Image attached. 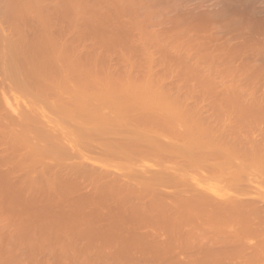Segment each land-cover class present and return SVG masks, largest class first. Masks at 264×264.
Returning a JSON list of instances; mask_svg holds the SVG:
<instances>
[{
    "label": "rangeland",
    "instance_id": "1",
    "mask_svg": "<svg viewBox=\"0 0 264 264\" xmlns=\"http://www.w3.org/2000/svg\"><path fill=\"white\" fill-rule=\"evenodd\" d=\"M43 1H46V0H43ZM47 1L45 2V4L43 3L42 6L43 7L48 6V7H46V8L41 7V8L45 9L46 12L48 11V9L49 10L51 9L50 11H48V13L44 14L45 10H41L38 6L37 7L41 11H44L43 13L40 12L41 14L39 13V15H42V14L47 15L48 14V17L49 16L53 17V15H54V17H56L55 19H54V17L53 18L52 17L47 18V19H51L50 21H52V19H53V22L57 23V25L54 23L51 24L52 22L50 23L52 25L51 28L55 27V29H53V31L50 29V27H49L50 25L48 26V24L50 22L49 20H48L49 22H47V26L41 25V24L39 25L38 23H40V22H38V21L35 22L33 19H31L32 17H28L26 15L22 16L18 20L17 19L14 20V22H13V18H12V22H11L9 14H8V8L6 6H4V4H2L0 1V23H2V26L6 32V35H7L5 50L4 51L0 50V62L3 61L4 57H6V59L9 60L11 58V54L23 42L24 43H32L33 40L30 41V39L32 38L31 35L33 32H34L33 37L45 38V36H47L46 38L48 40H52L57 46H59L63 40L60 39V37L58 36V33H61V32H63V30L67 29V32H69V33L68 34L65 33V34H66V36H68V38H66L64 40L69 39V35L73 40L70 38V40L64 41V43L65 42L66 43L68 42V44L70 43L69 46L70 47L72 46V49L74 46H76V48H75L76 50H78L79 47L81 46V44H83L80 49H82L83 47H86L87 49L84 48V52L80 58H82L84 56L85 57L88 56L87 57L88 59H84L85 58L84 57V58H82V60L79 58V56L81 54L78 56V59H77L78 61L80 60L82 63L86 62L88 64L84 63L81 66V67L84 66L83 69L77 70V68L79 66L76 67V71L74 73H75V75L77 73L79 75L77 74V76H76L77 78H75V75H73L74 73H72V75H73L72 78L74 77L73 83H75V79L78 81V78H80L81 80H82V78H88L89 80L87 81V83L90 85L87 86L88 84L86 82L85 83L87 84L86 86L89 88V90L87 89L88 92L89 93L92 92V94L94 93L93 88L96 89L95 86H97V85L91 86V84H96L97 82H99V80L101 82L103 80L105 82L108 81L107 79H105V78H107V75H108V78H110L109 83H110V81H112L111 80L112 76H113V78H112L113 80L116 77L115 79H117V80L113 84L115 85V87L118 85L119 89L122 88V87H120V84H124L126 82L125 81L123 83L124 78H126L127 81L130 80L128 78H131V82L129 81L128 85H130L132 82H134V80L136 81V85H138L140 82H141V84L142 83L144 84V85L142 84V87L140 84H139V86H137V88L141 87V90L139 88L138 89L141 91L140 93H142V94L141 95L139 94L138 89L135 91V93L138 91L137 94H139L142 98H143V96H145V98H146V99H144L145 101L139 95L135 94L133 97L132 96L133 94H131L132 91L129 93L130 95L127 96V93H126V96L123 97L124 94L122 95L121 93H119V91H118L119 89L116 88L118 91L117 92L118 94L115 93V91H114V93H115L114 95H113V93L109 94L108 90L105 91L110 96H108V94L107 95L105 94V96H102V93L97 94V90H96V94L99 95V98L97 97V95L95 97L98 98V100L96 98L94 100V98L92 96H91V98L88 97L89 104L90 105L94 104L93 105L94 107H96L98 109L100 108L102 110L101 113L103 112L104 114H107L108 116L114 115L115 117L118 118V121L121 120L123 122H126V121H124L125 118H123L126 114L123 112L125 114L124 115L122 113V110H121L120 112L123 114L122 115L119 112L118 108L119 109L122 108L124 110V108L126 107L127 111H128V109H130L129 110V112L131 113L130 116H133V117H130L129 114L127 113L129 118L134 119L136 117V114H138V113L140 114L139 116L136 117L135 120L138 121L139 119H137V118H140V120H142V121L139 120L138 122H141V124H140L141 126H143L144 124L146 125L147 122H148L147 127L149 125H152V123L149 124V121L151 120V122H152V119L155 120L156 118H158V119L163 120V122L165 121L164 119H166L167 122L165 121L164 123H162L164 128L161 129L162 126L159 128V131L163 132L162 139L165 141H169V142L171 141L173 143L178 142V145L173 147V151L176 153V155H174L173 153H172L173 155L169 154V153L173 152V151H171L168 153L169 155L166 153V155H164V154L159 155V156L153 155V157H150L152 155H149V156H146L144 158L141 156H133V157H129V158L128 157L123 158L122 156H118V155L115 156L112 154L103 153L100 150L93 149L91 147L93 145L88 146L87 143L88 144L94 143V145H96L97 143L95 144V142H90V141H96L98 143L102 142L101 140L99 141V139H98L101 136V133L97 132V130H102L106 126V124H108L110 128H114V127L116 128L118 126L117 123H115V122L107 123L106 121H103L101 119H94V118L86 120L84 122L82 120L78 121L75 119L73 120L71 118L73 120L72 121V120H70V118H65L62 115H61L62 116L61 117L60 115H58V114L55 115L54 113H52L53 114V116H52L51 113L50 114L48 113L49 109L47 108V106H44L46 101H41L37 98L34 99V97L32 98V96L30 98V95L16 89L15 85L12 83L13 91H11L9 93H12L13 95L9 94V93L8 94H9L10 102L14 105V107H16L19 111L27 112V110L29 109V106L36 105V106H32L31 108L34 109L36 107L37 110L40 111V113H42V112L45 113V116L47 114L46 117L40 118L38 120H27L26 130L31 135H33L34 137H38L39 139H41L40 144L48 145L49 151L47 153L52 154L51 156L49 154L50 158H52V156H53L54 158L63 159V160H59L60 162L64 161V162L74 163L76 165L79 163L84 164V165H88V166L94 165V166L100 167L104 170H109V171L117 172V173H127L130 175H136V176H140L143 173L151 174V173H154V171L155 172L160 171L161 169L164 170V168H165V170L172 168L173 172H176V170H177L178 174H180V176H182V180L179 179V178H181L180 176H179V178H177L178 176H176V175H175L176 177L174 176V179L177 178L176 180L179 179L182 182H184L185 184H187L188 186H192L195 184L194 187L201 188L202 189L201 192L203 194H209L208 195L209 198L211 197L210 199L206 198L207 200H211L213 197L214 200H211V202L209 201V203H211V204L210 205H208V203H206L207 205L206 204H204V205L199 204V203L193 201L192 198L189 197L190 193L185 194L183 190L181 193L183 196L181 197L179 195L181 191H178V189L173 188V186H175L174 183L176 184V180L172 179V181H170V186H171L172 182H173V184H172L173 186H171V187L168 186L169 185V183H168L166 186H168L169 188L166 186L164 188H161L160 190H162L164 192H162V193H160V195L156 196V199L151 198L150 202H152V203H149V201H148L147 207L145 209H147V210L151 209V210H149V212H152V215L155 214L156 216H159V218L161 219V222L166 221V224L168 221L170 224H171V222H172V224L177 223L178 227L181 224L182 225L186 224L187 229H189L188 227H190L189 224H190L191 218H193L195 215L200 216L201 218L207 216L206 218L210 219L211 221H213L215 218L216 220H214V221H218L217 226H218L219 231L218 230L215 231L214 234L212 231H209L210 235H209V233L207 235V234L200 232L201 234H203L206 237L201 236L204 239L201 238V240H200V235H199V237L197 236V239H196L197 241L192 240V238H191L190 241L188 239H185V240H188V242H186L183 239V241L186 242L187 244L185 243L186 245H183L184 244V242H183L181 246H183V247L186 246V247H184L186 250L184 248L182 249L181 247H179V244L181 242H179V244H178V241H175L177 243L176 244L173 241L176 245H178L177 247L182 249V250H180L178 248L175 250V248H177V247L172 245L173 244V242L171 243L172 240L171 241L168 240V237L170 236L171 233L170 234L166 233V235L164 234L168 230L171 232L172 230H175V228H176V227H174V229H173L172 226H174V225L171 226V225H169V223L167 224V226L170 228L167 230V228H168L167 227L165 229L166 231L164 230V233H163V231H161L160 235L154 236V237L151 236L154 240L150 239V237L149 238L144 237V239L148 238L151 243L148 242L149 241L148 239H147L148 241L144 240V239H143L144 241L140 240L141 238H143V237H141L142 235L141 236L139 234L134 235V236H136L135 240L136 241L138 240V243H139V240L144 242V243H142V242L139 243L140 246H142L141 244L144 245L145 243H147V245L152 244V240H153L154 244H152L153 247L151 248V252L149 251L150 249H148L150 246L147 247L145 244L147 249H146V247L142 248V247L137 245L138 243H136V242L134 243L135 240H132V239H131L132 242H131L130 246L128 243L129 240L126 241V243H128L127 246H126V243L123 244L122 241L115 242L116 240L112 241L110 239L98 240V238H97L96 239L97 241L91 240L89 242V244L88 243L86 244L84 242L82 243L80 241V243H82L83 245H85V244H86V246L90 245L89 248L92 250L91 251L92 253L91 252L87 253V251H84V254H83L82 251H78V252H75L76 253L75 255H74V252H68V253L65 252V254H62V252L64 253V251H63L64 248L62 245L60 246V242L62 241V240L60 241V239H54V242L52 239H50V240H52V241L49 240L51 242L50 245H49L48 240H46V242H44V241L38 242V240L34 241L35 239H33V241H32L30 235L28 237H30L32 244L29 243L30 242L29 239L27 240L28 237L23 238V239H26L25 242L22 239H21L22 241H20V239H17L23 234L28 235L29 231L30 232L33 231L30 229H32V228L34 229L35 226L42 224L41 221H38L39 220L38 218H34V219L30 218V220H29L28 217H30V216H28L27 213H32V214L38 213L37 215L40 217V214L42 216H44V215L49 216V214H50V216H52L51 215L52 213L55 212L54 214H56V212H60V209H61V211H63L66 207H69L67 209H69L70 212L74 211L75 213L80 212V210L83 212H87L89 209H90L89 211L91 212L92 208H95V206L92 207V204L89 205L86 202L85 203L80 202L76 205L75 204L76 201H75L74 197H77V196L75 194H72L74 196L71 195L72 197H70V198L71 199L73 198L75 201V202L71 201L72 204L69 203L70 200H69V202L65 203L66 205L64 204L65 201L64 202L61 201V203H60V200L58 202L56 201L53 204L50 202L49 203L46 202V204H43L44 202H39L40 204L41 203L43 204V205L42 204L41 205L44 207V209L38 203L37 204L36 203H30V206L28 205L29 203L28 204L25 203L27 205V206L25 205V207H24V203L20 204V205L15 204L17 206H20L22 209L24 208V210H21L20 207H17L14 205L13 206L12 205H1L0 208H1L2 213L0 212V222H1L0 224L1 225L3 224L4 227H6L8 229L3 228V225H2V227L0 225V235H1L0 238L3 236V239H4L3 241H2V238L0 239L3 243L2 244L0 241V264H176V263L181 264V262H185V261H186L185 264L186 263L190 264V262L194 263L198 259H201V260L204 259L203 260V262H204L205 259H207V257L205 258L204 252H207L206 249L211 244V243L208 244L211 241L205 240L208 236L210 237V239H212L214 237L216 239H217V237L220 239L232 237L231 234L234 232H236V233L239 232L240 229L242 230V226L245 223L254 224L252 226V229L254 230V232L252 231L251 228H250V231H251L250 233H249V231L248 232L246 231L247 232L246 235L248 233L249 234H248V236H246L247 238L244 240V242H246L247 245L255 248V250H256V247H258V250H256V251L257 252L261 251V252H259V254L260 253L261 254L259 256L257 254V252L256 253L254 252V255L255 254L256 255L255 256L253 255L254 257L253 256L249 257L250 254L251 255L253 254V249L251 248L249 250L247 249L246 251H244L239 245L237 247L233 246L232 248H234V249H232L231 247L229 248V251H231V250L232 251L230 252V255L228 257L236 260V262H238V261L241 262L242 261L241 258H243V257L239 253L241 250H243V252H245V253L242 255L244 256L246 254L245 259H243L244 260L243 264H264V241L261 242V240H264V232H262V230H261L264 227V224H261L264 222V219H262V218H264V166H263L264 165V151L262 152V150H264V145L261 143L263 145V147H261V144L259 143L260 140H261V142L264 141L262 139V138H264V136H260V134L264 135V130H263L264 129V119H263L264 118V115H263L264 112H261V110H257L255 112V113H257V115L260 112L263 114H259L256 117V115L254 114L255 110L253 112H251L253 105L249 104L251 106L250 107L251 109L248 108L249 105H247V103H248L247 101L250 100V102H252L251 101L252 97L254 98V96L256 95V94L254 95L253 93H258L256 95L257 97H255L257 99H260L259 97L264 96V84H263L264 83V64H263L264 63V0H124V1L120 0L121 2L119 0H91V1L86 0V1H88L89 5L85 4L87 2L83 3L82 0H77V2H79V3L74 2L76 0H64L65 2L63 0H62L63 2H61V0L60 1L59 0L58 1L57 0H50L53 2H50V1L47 2ZM91 2H92V4H91ZM116 2H119V3H116ZM38 3H40V2H38ZM49 3L50 4L53 3L51 5L53 7H51ZM54 3H56V5ZM59 3H61V4L59 5ZM67 3L68 4L71 3V4L68 5ZM125 3H127V4H125ZM41 4H42V2H41ZM79 4L81 5L82 8L78 7ZM83 4L85 5V7ZM129 4H130V6H129ZM19 5L21 7H25L26 4L24 1L20 0ZM44 5H46V6H44ZM70 5H71V7H70ZM65 6H66V8H65ZM126 6L128 8H126ZM63 8H65V9H63ZM73 8H75L76 10ZM86 8H87V10H86ZM56 9H58V10H56ZM66 10H68L67 12H69V13H67ZM61 11H62V13H61ZM73 11H75L74 16L80 15V17H79L80 19L77 16L76 19L71 20V18L74 17L73 13H72ZM76 11L80 14H78ZM50 12H53V13L51 14ZM49 13L51 15H49ZM58 13H59V15H58ZM75 13H77V15ZM61 14H63L64 16ZM69 14H71V15H69ZM43 15H42V17L46 18V16H43ZM202 16H204V17H202ZM42 17L40 16L39 18L41 19ZM66 17H67V19H66ZM45 18H44V20H45ZM58 18H60L61 21ZM37 20H39V19H37ZM70 21H72V22H70ZM74 22H76L75 26L78 24L77 26H79V27H77V26L75 27ZM42 24H43V22H42ZM72 26H74L75 28ZM59 27H61V28H59ZM186 27H187V29H186ZM78 28H79V30H78ZM68 29H70L71 32L73 30H75L76 32L73 31L72 32L73 34H72L70 31H68ZM253 29H254V31H252ZM188 30H190V31H188ZM36 31L40 32V33H38L39 36L38 35L35 36ZM79 31L80 32L82 31L83 33H80ZM185 31L187 32V34ZM78 32L81 34L80 38H78L79 41L77 40V36L79 37V35H80V34H78ZM74 33H75V35H74ZM76 33L78 34L77 36H76ZM83 34H85V35H83ZM40 35H42L43 37H41ZM56 35L58 37H56ZM65 37H63V38H65ZM180 37L183 38V40ZM74 39H76V40H74ZM150 40H151V43L149 42ZM161 40L162 41L164 40L166 42V44L164 42H162ZM202 40H203V42H202ZM217 40H219V41H217ZM78 42L81 44H79ZM142 42L144 44V47H143V44H141ZM159 42H161V43H159ZM162 43H163V45H162ZM195 43H197V44H195ZM223 43L224 44L227 43V44L223 46L222 45ZM240 43L242 44V48H240V46H241ZM134 44H135V46H134ZM156 44H158L157 47L152 48V47H154L153 45H156ZM164 44H165V47L167 46L168 48L165 49ZM170 44H171V46H170ZM177 44L178 45L180 44L179 45L180 49L177 48L178 47ZM96 45L98 48H96ZM208 45H210V46H208ZM159 46L162 47L163 49H161ZM172 46H174V48ZM187 47H189V49ZM228 47H229V49L231 47H233V48L236 47V49H238V51H236L237 53H235V55L236 54L237 55L236 56L234 55V57H231V59L229 57H227L228 55L226 54ZM141 48L144 50L147 49L145 51V53L147 52V54H143L144 50H142ZM158 48H159V50H157ZM223 48L224 49L227 48V49L224 50ZM75 49H73L75 53L73 51H68L70 54V57H73L72 60H75V62L73 61V63H76V61H77L76 59H74L75 55H72V54H76ZM148 49H149V51H148ZM175 49L177 50V52ZM212 49H214V50H212ZM69 50H71V48H69ZM91 50H94V51H91ZM59 51L60 52L62 51L61 45L59 46ZM82 51H83V49H82ZM82 51H81V53H82ZM208 51H210V52H208ZM32 52L33 51H31V50L28 51L29 54ZM70 52H72V53H70ZM148 52L151 54V57H148V55H150ZM85 53L88 55H86ZM95 53L96 54L99 53V54H97V56L98 55L99 56L97 57L95 55ZM101 53L104 56H102ZM177 53H179V54L177 55ZM208 53H209V55H208ZM32 54H30V55H32ZM220 54H221L222 58L220 57ZM90 55H91V57H90ZM171 55H173V57ZM152 56L156 60V62H154L155 60L152 61V62L156 63L155 65H154V63L153 64L151 63V65H150L148 62L150 60V58H151V60L153 59ZM179 56H180V58H179ZM199 56L201 57V61L198 60V59H200ZM213 56L216 57L215 61H212L213 58L215 59V57H213ZM89 57H90V59H89ZM101 57H103V58H101ZM147 57L149 60H147ZM192 57H193V59H192ZM226 57H227V59H226ZM223 58L226 60L223 61ZM83 59H84V61H83ZM101 59H103V61L104 60L105 61L104 62L102 61V63H101ZM106 59H108V60H106ZM162 59H164L165 61L163 60L161 62ZM184 59H186L185 65H183ZM90 60L91 61L95 60V61L91 62ZM151 60H150V62H151ZM181 60H183L182 61L183 63L181 62ZM189 60H191V61H189ZM207 60H208V62H207ZM44 61H45V59H44L43 54H39V62H44ZM167 61H169V62L167 63ZM110 62H112L113 64H116V65L114 66ZM178 62H180V63L178 64ZM77 63L75 65H78ZM170 63L173 65V66L171 65L172 67H170ZM189 63H191V64H189ZM222 63H225V64H222ZM96 64H98V65L96 66ZM160 64L162 67H164V66H166V67L162 68V67H160ZM162 64H164V65H162ZM176 64H178L179 66L181 64L182 65L179 67ZM192 64H193V66H192ZM243 64L246 66V68H244ZM246 64H248V66H251V69H249L250 67L247 68L248 66ZM261 64H263V65H261ZM88 65H90V66L93 65V66H91L93 68H90ZM106 65H107V67H106ZM195 65H196L197 70H194ZM215 65H218V68ZM72 66H73V64H72ZM182 66H184V67L182 68ZM212 66H213V68H212ZM112 67H113V69H112ZM197 67L199 68V70ZM203 67H204V71H202ZM226 68H227V70H226ZM231 68H232V71L229 70ZM235 68L236 69L239 68V69L235 70ZM88 69L90 72L88 71ZM183 69H185V70H183ZM213 69H216V71H214ZM80 70H81V74H82V72H84L86 75L83 74V77H82V75L80 77ZM82 70H84V71H82ZM107 70H110L112 72V74H115V75H112V74H111L112 76L109 75L110 71H107ZM125 70H127V73H125L126 72ZM184 71H186V72L188 71L187 74L185 73L186 76L183 75ZM210 71H214V74L212 75L213 72L209 73ZM197 72H199V73L203 72L204 74H199ZM205 72H206V76L209 75V77H210L209 79L207 78L209 81H214L212 79L216 78L214 82H216V84L219 85V87L217 86L218 88L216 86H214L215 83H213V85H212V82L209 84L207 82H206L207 84L206 83H200V81L203 80V78H205V76H203V75H205ZM257 72L258 73L260 72V73L258 74ZM106 73H107V75H105ZM123 73H125V74H123ZM246 73H249V74H246ZM226 74H229V76H227ZM253 74H257L258 76L253 75ZM84 75H85V77H84ZM94 75H96V77L99 79H97ZM116 75H118V76H116ZM121 75H122V77H123V75L124 76L127 75V77L126 76L123 77V80H121L122 82L120 81V79H122ZM128 75H129V77H128ZM259 75H260V77H259ZM99 76H103V77L100 78ZM241 76H242V78H240ZM254 76H255V78L258 77V80L253 79ZM229 77H231V79ZM93 78L94 79L96 78V79L92 81ZM102 78H103V80H102ZM233 78H235V79L238 78V79L236 81ZM137 79H139V80H137ZM157 79H158V81H157ZM161 79H162V81H160ZM85 80L86 79H84V81ZM204 80H206V78ZM241 80H243L245 83H243V81L241 83L240 82ZM249 80L252 81V85L248 84V83H251ZM255 80H256V82H255ZM259 80H260V82H259ZM117 81H119V83ZM218 81H220V82H218ZM234 81H236L237 83ZM247 81H248V83H247ZM161 82H162V85H161ZM77 83H78V85H79V83L81 85V82H77ZM218 83H220V84H218ZM134 84H135V82L132 83V85H134ZM153 84L158 86V88H161V86H162V88H164V89L163 90H162V88L158 89V91L156 90V93H155L154 89H152L154 87L147 88V87H149L148 85L151 86ZM203 84H206V85H203ZM234 84H236V85H234ZM253 84H254V86H253ZM100 85L102 86V85H106V84L100 83ZM112 85L110 84V87H112L110 90H116V89H114L115 87ZM136 85H135V87H136ZM208 85L211 88V90L208 89ZM230 85H231V88L234 86L236 87L238 85L236 88L239 87V89H238L239 95L242 93L245 97L242 96L243 99H241V97H239L238 93H236L234 95V92L237 89L234 92L232 91L233 92V94H232L229 91L230 87H228ZM250 85H251V87H249ZM255 85L257 87L256 88L257 90L255 89ZM90 86H91V90H90ZM226 86L228 88L227 92L224 91ZM246 86L251 90V91H249L251 95L248 94L247 92L245 93V90L246 91L249 90ZM135 87L133 88V90L136 89ZM214 87L218 89V90H216V92L214 91L215 90ZM222 87H224V88H222ZM131 88H132V86H131ZM142 88H143V90H142ZM144 88L146 89V91L144 90ZM182 88H184V89H182ZM107 89H109V88H107ZM123 89L125 90V88H122V90ZM147 89L150 91H148ZM155 89H156V87H155ZM172 89H174V90L172 91ZM241 89H244V91ZM17 90L19 92H17ZM122 90H121V92H125L124 90L123 91ZM152 90H153V93L151 92ZM232 90H233V88H232ZM253 90H256L258 92H253ZM179 91H181L182 93ZM211 91H212V93H211ZM217 91H219V92H217ZM126 92H128V90ZM164 92H166V93L163 94ZM168 92H170V93H168ZM144 93H145V95H143ZM146 93L148 95H146ZM180 93H181V95H180ZM24 94L27 95V97L23 96ZM149 94H151V96H153V97L150 98ZM188 94H189V96H188ZM230 94L233 95L234 97L231 96ZM112 95H113V97L116 96L118 99L116 97H114L112 99ZM117 95H119V96L121 95L120 96V97H122L121 101H123V102H125V99L127 97H128V100L126 99L127 100L126 103H123V102L121 103V101L119 100L120 97ZM156 95H160V96H157V98H156ZM190 95H191V97H190ZM228 95H230V96H228ZM258 95H259V97H258ZM107 96L109 99L107 98ZM130 96L132 98H129ZM224 96H227L229 98L226 97L227 98L226 99ZM101 97H102V99L105 98L106 100L100 99ZM158 97H160V98H158ZM230 97L232 98L231 102L236 104L235 106H234V104L231 106V110H229L230 107H229V109H228V107H226V106H228L226 104V102L228 99L230 102V99H231ZM246 97H248V98H246ZM233 98L234 99L237 98V100L236 99L233 100ZM129 99L132 101H130ZM161 99L164 102L162 101V103H161ZM238 99H241V101H239ZM244 99H245V101L243 102ZM33 100H35L36 102L34 103ZM117 100L119 101V103ZM215 100H217V101H215ZM30 101L32 104L30 103ZM111 101H113L115 103V106H113V104H111ZM115 101H117V102H115ZM129 101L132 103H130ZM151 101L153 103L155 102L153 106H152L153 103ZM180 101L183 103H181ZM237 101H239L240 104ZM96 102H98V105H100L102 108L100 106L97 107ZM137 102H138V104H137ZM209 102L211 105L209 104ZM241 102L244 103L243 106H246V105L248 106V107H246L247 109H243L244 107H242V108L240 107V109H239V106H242ZM108 103L113 107H111L109 105L110 108H108V105H107ZM129 103L133 104V105H129ZM140 103L141 104L145 103L146 105L148 104L147 106L144 104L146 106L145 110H149L150 112L149 111H147V112H149L150 114H152V113L154 114V115L152 114L153 116L149 114V116L152 117V119L146 121L148 119L147 117H149L148 114H146L147 112L146 113L144 112L143 114H142L143 111H141V113L140 112H138V113L134 112V110L136 111V109L140 108V106H141ZM180 103L183 105V107H181L182 105ZM117 104L119 105V107L117 106ZM125 104H127L125 107H121V105H125ZM162 104H163V106H161ZM173 105H175V107ZM136 106L138 108H136ZM127 107H128V109H127ZM134 107H135V109H134ZM166 107H168L167 110H166ZM211 107H212V109H211ZM207 108H208V111H207ZM44 109L46 112L42 111ZM189 109L191 110V112L188 111ZM199 109L200 110L202 109V111H199ZM213 109H214V111H213ZM227 109L230 113L227 111ZM232 109H233V113H232ZM193 110H194V112H193ZM137 111H139V110H137ZM181 111H182V114L184 111V113H186L187 116H186V114L181 116ZM235 111H237V112H235ZM178 112H180V113L178 114ZM195 112H197V113H195ZM245 112H246V114H245ZM249 112H251L253 114H251ZM110 113L112 115H110ZM173 113H174V115H173ZM198 113H200V114H198ZM205 113H208L209 115L208 114L205 115ZM239 113L240 114L242 113V114L240 115ZM141 114H142V116H141ZM238 114H239V116H238ZM249 114H251V115H249ZM144 115H146L147 117H145ZM197 115H199V116H197ZM252 115L254 117H251ZM128 116L127 117L125 116L126 119L128 118ZM243 116H246L245 117L246 120L248 119L247 116L249 117L247 122H243L245 120V118ZM141 117H144V119L143 118L141 119ZM176 117H178L179 119H177ZM189 117H191V118H189ZM216 117H218V118H216ZM233 117L237 118V120H235ZM129 118H128V121L130 120ZM195 118L197 119V121L195 120ZM199 118H202L203 120L199 119ZM252 118H257V120H255V119L252 120ZM62 119H64V120H62ZM65 119H66V121H65ZM180 119H182V121H179ZM205 119H207L208 121ZM233 119L235 121H233ZM194 120L196 123L194 122ZM219 120H221V122ZM231 120H232V122L230 123ZM76 121H78V122H76ZM143 121H144V123H142ZM145 121H146V123H145ZM198 121H200V123ZM79 122L83 123V125L78 126L77 123L79 124ZM186 122H188L190 124H188ZM234 122H237V124ZM251 122L252 123L255 122L253 126H251L252 125ZM193 123H194V125H192ZM201 123L204 125H202ZM215 123H216V125H214ZM220 123H222L224 126ZM74 124H76V125L74 126ZM164 124L167 126H164ZM185 124L187 127L185 126ZM242 124L244 127L242 126ZM258 124L260 127L258 126ZM175 125H177V128L174 127ZM209 125H210V127L212 126L214 132H211L212 128L207 129V128H209L208 127ZM248 125H249V127H248ZM76 126L78 127V129L76 128ZM79 127H81V129ZM185 127H186V130H184ZM216 127H217V130L215 129ZM82 128H84L83 130H85V134L82 131ZM149 128H152V126L151 127L149 126ZM165 128L168 131L165 130ZM174 128H175V130H174ZM177 129L180 130L181 132H184V134L181 137V140H179V141H176L174 139V137L172 136L174 131H178ZM74 131H75V133H74ZM77 131H78V133H77ZM71 132H72V134H71ZM82 132H83V134H82ZM89 132H90V135L88 134ZM96 132H97V134L98 133L100 134V135H98L99 137L97 135L95 138L93 137L95 135H93L91 137V133L96 134ZM164 132H166V133L168 132L167 135L165 133L166 137L164 136ZM193 132L198 134V135L197 136H196V134L194 135ZM206 132H208V133H206ZM224 132L227 134H225ZM191 133L194 135V136L192 135L193 139H191V136H190ZM77 134H79V135H77ZM81 134L84 136L86 135L85 138H88L87 135L90 138L85 139V138H83V136H81ZM199 134H201V136ZM219 134H221V135H219ZM223 134H225L226 136L225 135L223 136ZM78 136H81L80 139ZM221 136H223V137H221ZM220 137H221V139H220ZM105 138H107V137L104 136V138H102V136H101L102 140L103 139L105 140ZM231 138H232V140H231ZM233 138L238 139V140H234ZM252 138H255V139H252ZM91 139H93V140H91ZM131 139L139 140L140 138H138L137 135H134V136H132ZM249 139L255 143L250 142ZM256 139L258 140L257 143H256V141H257ZM229 140H231L232 142ZM82 141L83 142L86 141L87 143H85V142L83 143ZM248 141H249L250 147H248L249 146V144H247ZM229 142L234 143V144L233 145L230 144L227 146V144ZM252 145H254L255 147L260 146V148H263V149H260L257 147V148H255V150L256 149H259V150L253 152L254 149L251 147ZM229 146H231L230 148H232L234 151L236 149H238L239 152L236 151V153L240 154V155H233V154H236L235 152H232L233 154L230 155V152L228 150V149H230ZM88 150H89V152H88ZM251 150H252V152H251ZM258 153H259V155H258ZM250 156H251V158H250ZM260 156H262L261 157L262 160H260ZM161 157H164V159ZM48 161L50 162V160H48ZM137 179H140V177H137ZM180 182H177V184H180L179 186H181L183 184L182 182L181 183ZM182 186H181V188H179V190L182 188H185L184 187L185 185H182ZM166 192H168L169 194H165ZM174 192H176L179 196L177 194L175 195ZM170 193H173L172 196H170ZM40 195H42V194H40ZM40 195H38V196H40ZM208 196L206 195V197H208ZM42 197H47V196H45L43 194ZM185 197L187 199H185ZM179 198H181V199H179ZM182 198H184V199H182ZM237 198H238V201H240L239 203L241 205L243 202H244V204H246L245 201H247L248 203H254L253 205L252 204L250 205L247 203V206L250 205L247 208L249 209L250 212L252 211L251 213H254V215H252L250 212H248L250 215L248 214V216L244 217V218L239 217V215L232 217L231 219L228 218L230 220V223L228 220V224H225V225L223 224L224 226L219 227V225H221L220 222L223 219H219L221 221L218 220V218L221 217V215L216 216L217 214L215 213L214 208H212V207H214L212 202L221 203L220 200H222V202H223L224 199H227V200L231 199L230 200V202H231L232 199L234 201H237V200H235ZM171 199L174 201H171ZM153 200L155 202H153ZM159 201H160V203L158 204ZM178 201L182 205L179 204ZM238 201H237V203H238ZM73 202H74V204H73ZM67 203L71 204V208H70V205L69 206L67 205ZM239 203L237 205H240ZM156 204H158V205H156ZM184 204L187 207L183 206ZM227 204H228V202H227ZM255 204L257 207H255ZM44 205H46V207ZM57 205H58V207H57ZM150 205L152 207H150ZM154 205H156V206H154ZM161 205H162V207H160ZM177 205L179 207H177ZM188 205L192 209L189 208ZM5 206H7V207L5 208ZM9 206H10V208H9ZM31 206H35V207H33L34 209L31 208ZM40 206H41V208H40ZM63 206L64 207L66 206V207L64 208ZM251 206H252V208H251ZM15 207H17V210L13 211V209H15ZM36 207L38 208L39 211L36 210L37 209ZM61 207H63V208H61ZM170 207H172V208H170ZM183 207H186V208L183 209ZM18 208L21 210L20 211L21 213L19 212ZM30 208L34 211H32ZM164 208H165V210H164ZM256 208H257V210H256ZM168 209H169V211H168ZM203 209H205V210H203ZM250 209H253V210H250ZM40 210H42V213ZM161 210L164 212L162 213ZM171 210H174L175 212H171ZM206 210H207V212H205ZM254 210L257 211L258 214H256V212ZM4 211L7 212V214H5ZM11 211H13V212H11ZM22 211L24 214H22ZM165 211H168L167 212L168 215H167V213L164 214ZM8 212H10L11 215H9L10 213H8ZM14 212L18 218H16V216L13 214ZM209 212H210V214H209ZM60 213H62V212H60ZM170 213H172L173 216ZM185 213H187V214H185ZM207 213L209 215H207ZM211 213L216 214V215H213ZM25 214L27 215L26 216L27 220L24 217ZM211 215L215 216V217H212ZM45 216H44V219H46L47 222L50 221L51 225L56 226L57 221L55 223L52 221V217H48V216L45 217ZM75 216H73V217H75ZM156 216L154 218L155 220L158 218ZM188 216H190V217H188ZM196 216H195V218H196ZM21 217L23 218L21 221L25 220L24 222H21L22 224L18 223L20 221H16L17 219L18 220L21 219ZM209 217H211V218H209ZM237 217H239V218H237ZM14 218H16V219L13 221ZM76 218L77 217H75V218H73V220H71V221H73V222H71V224L73 226L70 224L71 228L80 227L77 225H80L78 223L80 222V220H81L80 218H82V217H80V218L78 217L79 219H76ZM88 218H86V219H88ZM94 218H96V217L91 218L92 221H95ZM225 218H227V217H225ZM233 218L234 219L237 218V221H235ZM36 219H37V222L32 221V220H36ZM84 219L82 218L81 223H82V221L84 223V221H85ZM91 219L89 218L88 220H86L85 223H88V221H90ZM74 220L75 221L78 220L79 222L77 221L78 223H74L75 222ZM157 220H159V219H157ZM210 220L209 221L207 220V222L210 223L211 222ZM232 220L235 222H233ZM15 221L20 225L22 232H21V230H20V232H18L19 229H16V226H14ZM26 221L27 222L28 221L33 222L32 224L30 222L32 228H31V226H29L30 225L29 223H28L29 225L27 223H25ZM226 221H227V219H226ZM2 222H4V223H2ZM6 222L7 223L9 222L10 224L8 223V225H6L7 224ZM50 222H48V223H50ZM17 223H15V225H17V227H19V225ZM23 223H25V224L23 225ZM73 223L76 225L75 227H74ZM83 223H82V226H84ZM11 224H13V225H11ZM258 224H260V226L261 225H263V226H261V228H259L260 226H258ZM25 225H28L29 229L27 226H26V228H27L26 229ZM53 226H51V227H53ZM22 227H24V228L22 229ZM87 227H89V226L87 225ZM95 227H96V225H95ZM85 228H86V224H85V227H83V229H85ZM110 228H111V226H110ZM257 228H259V229H257ZM2 229H3V232L1 231ZM10 229L13 232H14V229H16L15 231L18 230L17 232L21 235H19V237H15L17 232L14 234L13 232L10 231ZM24 229L26 231H24ZM187 229L185 227V230H187ZM255 229H257V230H255ZM6 230L8 231V233ZM183 230H184V228H183ZM143 231H145V230H143ZM169 231H168V233H169ZM256 231L257 232L260 231V232H258V234H257ZM12 233L14 234L15 239L11 238ZM197 233L199 234V231H197ZM3 234L4 235L10 234V241H9L8 235L6 236V239H5V236ZM161 234L163 236H161ZM198 234H195V236ZM24 235H23V237H25ZM260 236H262V237H260ZM77 237L73 238V241L71 240L72 245L75 244L74 240ZM158 237L162 240L159 239V241L161 242L159 244H161V245H159V244L156 245V248H157V246L159 248V249L157 248V250L158 251L163 250L162 246L164 248V245H165L166 246L165 249L168 253L164 252L165 250L161 251V253H159L160 251L157 252L156 248H154V245L157 242ZM209 237H208V239H209ZM155 238L157 240H155ZM12 239L14 240V242H12ZM92 239H95V238H92ZM198 239L200 242L198 241ZM57 240H59L60 242ZM106 240H108V241H106ZM16 241H18V242H16ZM162 241H164L166 244H167V242L170 241L169 243L171 244V246L175 247L174 248L175 254H172L174 252H172L173 250H172V247L170 246V244L168 246L171 248H169V247L167 248V245L163 244ZM179 241H182V240H179ZM204 241H206V242L208 241V243H206V242H205V244L203 243L204 244V246H203L200 243H202ZM123 242H125V241H123ZM80 243L77 242V244L79 246H83ZM107 243H110L109 244L110 246ZM132 243H133V245H132ZM197 243H199V245H197ZM54 244L55 245L58 244V247L55 246ZM71 244H70V242H67L66 245L68 247L65 244H64V247H66V249L67 248L69 249L70 246L72 247ZM206 244H208L207 247H206ZM13 246H14V248H13ZM74 246L72 248H74ZM123 246L125 248H122ZM135 246L139 251L135 248ZM159 246L161 247V249ZM199 246L201 247V249ZM59 247L63 248L62 251H61V249L59 250ZM78 247H76V248H78ZM119 247H121V249ZM202 247H204L206 251H204V248L202 249ZM235 247H236V249H235ZM239 247L241 249H239ZM79 248H81V247H79ZM82 248H84V247H82ZM140 248L143 251L140 250ZM45 249H46V251H45ZM54 249H55V251H53ZM96 249L97 250L99 249V250L97 251ZM104 249H106V250L104 251ZM110 249H112V250H110ZM118 249L122 250L121 254H117L118 252H116V250H118ZM144 249H145V251H144ZM153 249L156 250V253H154L155 255H153V252H152ZM169 249H171L172 251ZM8 250H10L11 252L10 251L8 252ZM184 250H185V252H184ZM198 250H199V252H197ZM99 251H100V254L98 253ZM146 251H149L150 255L148 252L145 254L143 253ZM170 251L172 252L171 254H169ZM114 252H116V254ZM181 252L183 254H179ZM194 252L196 254H192ZM85 253H87V254H85ZM202 253L204 255H202ZM191 255H192V257H193V255H195V256L197 255L195 257L196 260L194 259V257L192 258ZM240 256H241V258H239ZM186 257L191 258L192 260L194 259V261L192 262L191 259L189 260ZM256 257H257V259H255ZM185 258H186V260H185ZM182 260H184V261H182ZM228 261H227V264H228ZM207 262H208V264L210 263V261L208 259H207L206 263ZM223 262H224V259L220 258V257L219 258L216 257V259L214 258V260H213V264H222ZM198 263L200 264V262L197 261L196 264H198ZM206 263H202V264H206ZM210 264H212V262ZM225 264H226V262H225Z\"/></svg>",
    "mask_w": 264,
    "mask_h": 264
},
{
    "label": "bare ground",
    "instance_id": "2",
    "mask_svg": "<svg viewBox=\"0 0 264 264\" xmlns=\"http://www.w3.org/2000/svg\"><path fill=\"white\" fill-rule=\"evenodd\" d=\"M1 1V3L2 4H4V6H6L7 8H8V14H9V17H10V20H11V22H12V18H13V22H14V20H18L19 18H21L22 16H28V17H32L31 19H33L35 22H40V23H38L39 25L41 24V25H46L47 26V22H49L51 19H47V18H51L50 16L48 17V14L47 15H43V16H46V18H45V20H44V18L42 17V15H39V13L40 12H44V11H41V10H45V9H43V8H46V7H48V6H46V5H44V6H46V7H43L42 5H43V3L45 4V2L47 1H43V0H22V1H24L25 2V7H21L20 5H19V1L20 0H0ZM50 0H48L47 2H49ZM58 1V0H57ZM60 1V0H59ZM64 1V0H63ZM62 0H61V2H63ZM83 1V3L84 2H87V3H85L86 5L88 4V1H84V0H82ZM91 1V0H90ZM120 1V0H119ZM122 1H124V0H122ZM38 2H40V3H38ZM41 2H42V4H41ZM50 2H53V1H50ZM65 2V1H64ZM74 2H77V0L76 1H74ZM121 2V1H120ZM38 3V4H37ZM77 3H79V2H77ZM116 3H119V2H116ZM124 3V2H123ZM41 4V5H40ZM48 4V3H47ZM50 4V3H49ZM53 3H51L50 4V6L52 5ZM55 5H56V3H54ZM61 3H59V5H60ZM65 4V3H64ZM63 4V5H64ZM68 4V3H67ZM69 4H71V3H69ZM68 4V5H69ZM76 4V3H75ZM91 4H92V2H91ZM94 4V3H93ZM125 4H127V3H125ZM131 4V3H130ZM130 4H129V6H130ZM54 5V6H55ZM84 5V4H83ZM89 5V4H88ZM133 5V4H132ZM41 9H39L38 7ZM62 6V5H61ZM125 6V5H124ZM41 7H43V8H41ZM51 7H53V6H51ZM60 7V6H59ZM63 7V6H62ZM70 7H71V5H70ZM78 7H81V5L79 4L78 5ZM84 7H85V5H84ZM56 8V7H55ZM65 8H66V6H65ZM65 8H63V9H65ZM82 8V7H81ZM126 8H128L127 6H126ZM125 8V9H126ZM70 9V8H69ZM73 9H75V8H73ZM39 10V11H38ZM51 10V9H50ZM49 9H48V11H50ZM56 10H58V9H56ZM76 10V9H75ZM86 10H87V8H86ZM48 11L46 12V10H45V13L44 14H46V13H48ZM68 10H66V12H67ZM71 11V10H70ZM78 11V10H77ZM76 11V12H77ZM60 12V11H59ZM64 12V11H63ZM65 12V13H66ZM74 12L75 11H73L72 13H73V16H74ZM51 14L53 13V12H50ZM49 13V15H51ZM61 13H62V11H61ZM64 13V14H65ZM67 13H69V12H67ZM78 13V12H77ZM77 13H75L76 15H77ZM22 14V15H21ZM41 14V13H40ZM78 14H80V13H78ZM85 14V13H84ZM83 14V15H84ZM58 15H59V13H58ZM61 15H63V14H61ZM69 15H71V14H69ZM134 15V14H133ZM217 15V14H216ZM42 17L41 19L39 18V17ZM64 16V15H63ZM67 16V15H66ZM78 16V15H77ZM77 16H74V17H70L71 18V20L72 19H76L77 18ZM27 17V18H28ZM53 17H54V15H53ZM52 17V18H53ZM59 17V16H58ZM80 17V15L78 16V18ZM202 17H204V16H202ZM56 17H54V19H55ZM206 18V17H205ZM30 19V18H29ZM37 19H39V20H37ZM59 20H60V18H58ZM57 19V20H58ZM66 19H67V17H66ZM65 19V20H66ZM80 19V18H79ZM199 19V18H198ZM41 20V21H40ZM47 20V21H46ZM49 20V21H48ZM45 21V22H44ZM61 21V20H60ZM69 21V20H68ZM42 22H43V24H42ZM52 22V23H51ZM70 22H72V21H70ZM69 22V23H70ZM77 22V21H76ZM76 22H74V26H75V23ZM46 23V24H45ZM53 24L54 22H53V19H52V21H50L49 22V24H48V26L50 27V29L53 31V29H55V27H53V28H51L52 27V25L51 24ZM60 23V22H59ZM68 23V22H67ZM54 24H56L57 25V23H54ZM61 24V23H60ZM59 25V24H58ZM62 25V24H61ZM73 25V24H72ZM78 25V24H77ZM76 25V26H77ZM55 26V25H54ZM68 26V25H67ZM74 26H72V27H74ZM75 26V27H76ZM57 27V26H56ZM71 27V26H70ZM74 27V28H75ZM77 27H79V26H77ZM58 28V27H57ZM59 28H61V27H59ZM205 28V27H204ZM256 28V27H255ZM44 29V28H43ZM186 29H187V27H186ZM252 29V28H251ZM78 30H79V28H78ZM191 30V29H190ZM190 30H188V31H190ZM38 31V30H37ZM36 31V34H35V36L36 35H38L39 36V34L38 33H40V32H37ZM50 31V30H49ZM65 31V32H64ZM68 31H70L71 32V30L70 29H68ZM73 31H75V30H73ZM72 31V32H73ZM84 31V30H83ZM187 31V30H186ZM185 31V32H186ZM206 31V30H205ZM252 31H254V29L252 30ZM251 31V32H252ZM64 32V33H63ZM63 32H61V33H58V36L60 37V39L61 40H63L61 43H60V45H61V49H62V51L60 52L59 51V46H57L52 40H48L46 37L47 36H45V38H35V37H33L34 36V32L32 33V35H31V39H30V41L31 40H33L32 41V43H22V44H20L16 49H15V51L11 54V58L8 60V59H6V57H4V59H3V61L2 62H0L1 64H0V207H1V205H14V206H17V205H15V204H18V205H20V204H23L24 203V207H25V205L26 204H28L29 206H30V203H38L39 205H41L39 202H44L43 204H46V202H50V203H55L56 201L58 202L59 200H60V203H61V201H65L64 202V204L66 203V202H69V200H70V202L69 203H71V201H74V199H75V204L77 205L78 203H80V202H82V203H88L89 205H91L92 204V207L93 206H95V208H92V210H91V212L88 210L87 212H83V211H81L80 210V212H78V213H75L74 211L73 212H70V210L69 209H67V208H69V207H64L65 209L63 210V211H61V209H60V212H62V213H60V212H56V214H54V213H52L51 215L52 216H50V214H49V216L48 217H52V221L53 222H55L56 223V221H57V223H56V226H53V225H51V222L50 221H48V222H50V223H48L47 222V220L46 219H44V216H42L41 214H40V217L37 215L38 213H36V214H32V213H27L28 214V216H30V217H28L29 218V220H30V218L31 219H34V218H38L39 220L38 221H41L42 222V224H39V225H37V226H33L34 227V229L32 228V226H31V224L33 223V222H31V224H30V222L28 221H26L25 223H29L28 225L29 226H31V228L32 229H30V230H33V231H29V234L27 235H24L25 237H23V235H21V234H19L18 232H20V230H21V227H20V225L18 224V223H20V224H22L21 222H24V221H21L23 218L21 217V219H17L16 221H20V222H14V226H16V229H19V231L17 232V231H15L16 229H14V232L13 231H11V229H10V231L11 232H13L14 234L17 232V234H16V236L15 237H19V235H21L19 238H17V239H20V241H22V240H24V242H25V240L26 239H23V238H27L29 235H30V237H31V239H32V241H33V239H35L34 241H37L38 240V242L40 241V242H46V240H50V239H52L53 240V242H54V239H60V241L59 240H57V241H59L60 242V246L62 245L63 246V248L62 247H59V250L61 249V251H62V249H63V251H64V253L62 252V254H65V252H74V255L76 254L75 252H78V251H82L83 252V254H84V251H87V253H90L92 250L89 248V246L90 245H87L86 246V244L88 243L89 244V242L91 241V240H94V241H97L96 239L98 238V240H100V239H103V240H105V239H110V240H116L115 242H120V241H122V243L124 244V243H126V241H128V243H129V246H130V244H131V239L132 240H135L136 239V236H134V235H136V234H139L141 237H143V238H141L140 240H142V241H144V240H147L149 237H150V239H153L152 237H154V236H158V235H160V233H161V231H163V233H164V230L168 227L167 226V224L169 223V221L167 222V224H166V221L164 222V221H162L161 222V219L159 218V216H156L155 214H153L152 215V212H149V210H151V209H149V210H147V209H145L146 207H147V204H148V201H149V203H152V202H150L151 200V198H155L156 199V196H158V195H160V193H162V192H164V191H162V190H160L161 188H164L168 183H169V185L168 186H170V181H172V179H174V176L176 175V176H178L177 178H179V176H180V174H178V172H177V170H176V172H173L172 171V168L171 169H166L165 170V168H164V170H160V171H154V173H151V174H149V173H143V174H141L140 176H136V175H130V174H127V173H117V172H112V171H109V170H104V169H102V168H100V167H97V166H88V165H84V164H81V163H79V164H74V163H69V162H60L59 160H63V159H59V158H54L53 156H52V158H50V156L52 155V154H50V153H47L49 150H48V145H42V144H40V140L41 139H39L38 137H34L33 135H31L27 130H26V127H27V120H38V119H40V118H44V117H46L47 116V114H46V116H45V113H40V111H38L37 110V108L35 107L34 109L33 108H31L32 106H36V105H32V106H29V109L27 110V112H22V111H19L16 107H14V105L10 102V99H9V94H12V93H9V92H11V91H13V85H12V83L15 85V87H16V89H18V90H20V91H22V92H24V93H26V94H28V95H30V98H31V96H32V98L34 97V99L35 98H37V99H39V100H41V101H46V103H45V105L44 106H47V108L49 109V111H48V113L50 114L51 113V115L53 116V114L52 113H54L55 115L56 114H58V115H62L63 117H65V118H70V120H78V121H80V120H82L83 122L84 121H86V120H89V119H101V120H103V121H106L107 123H111V122H115V123H117L118 124V126L115 128H110L109 127V125L108 124H106V126L102 129V130H97V132H99V133H101V136H102V138H104V136H106L107 138H105V140L103 141L102 139H101V136L99 137L98 135H100L99 133L97 134V132H96V134H92L91 133V137L93 136V135H95V136H93L94 138L96 137V135L99 137H97L98 139H99V141L101 140L102 142H96V141H90V142H95V144L96 145H94V143L92 144H88L86 141H84L85 143H87V145L89 146V145H93V146H91L93 149H95V150H100L101 152H103V153H108V154H112V155H118V156H122L123 158L124 157H133V156H141V157H146V156H149V155H152V156H150V157H153V155H157V156H159V155H166V153L168 154L169 152H171V151H173V147L174 146H177L178 145V142L176 143H173V142H169V141H165V140H163L162 139V137H163V132L161 131H159V128L161 127V129H163L164 127H163V125H162V123H164L165 121H166V119H164L165 121L163 122V120H161V119H158V118H156L155 120L154 119H152V117H150L149 116V110H145L146 108V106L148 105H146L145 103V105L144 104H141V106H140V108L139 109H136V111L134 110V112H140L141 113V111H143L142 112V114L145 112H147V111H149V112H147L146 114H148V116L149 117H147L146 115H144L145 117H147L148 119L146 120V121H148V120H150V119H152V122H151V120L149 121V124L150 123H152V125H149L150 127L152 126V128H149V126L147 127V123H146V121H145V123H146V125L144 126H141L140 124H141V122H138L139 120H140V118H137V119H139L138 121H136L135 119H136V117L137 116H139L140 114L138 113V114H136V117L133 119V118H129V116L131 115V113L129 112V110L130 109H128V107H127V109H128V111L126 110V105L127 104H125V105H121V107H125L124 108V110L121 108V109H119L118 108V110H119V112L122 110V113L127 117L128 116V114H129V116H128V118L130 119L129 121H128V118L126 119V117L124 116L123 118H125V120L124 121H126V122H123V121H118V118L117 117H115L114 115V117L113 116H108L107 114H104L103 112L101 113V109L99 108H96V107H94L93 105H90L89 104V99H88V97H90L91 98V96L94 98V100H95V96L97 95V94H101L102 93V96H105V94L107 95L108 93L110 94H112L113 93V95L115 94V93H117L118 91H119V93H121L122 95H123V97H125L126 96V93H127V96L128 95H130L129 93L132 91V93L131 94H133L132 96L134 97V95L136 94V95H141L142 93H140L141 91V87H142V84H141V82L139 83L140 85H141V87H138L137 88V86H139V84L138 85H136V81L134 80V82H135V84L134 85H132V83H134V82H132L130 85H128V82L130 81L131 82V78H128V79H130V80H126V78H124V80H123V77H127V75H123V77H122V75H121V78L122 79H120V81L121 80H123V83L124 84H120V87H122V88H125V92H121V90H122V88H118V85L115 87V85L113 84V83H115V81L117 80V79H115L114 78V80L112 79L113 78V76L112 75H115V74H112V72L110 71V70H107V71H110L108 74L109 75H111L112 76V78H111V80L112 81H110V83H109V80H110V78H108V75H107V73L105 74V75H107V78H105V79H107L108 81H104L103 80V78H102V82L99 80V82H95L96 84H91V86L93 85V86H95V85H97V86H95V88L96 89H94L93 88V92L95 93H93L92 94V92L91 93H89L88 92V90H89V88L87 87V86H89L90 84H88L87 83V81L89 80L88 78H82V80L80 79V78H78V81L75 79V83H73L74 81H73V78H72V76L73 75H75V71H76V67H78L77 68V70L78 69H83L84 68V66L83 67H81L84 63H86V62H84V63H82L80 60L78 61L77 59H78V56H79V58L82 56V54H83V52H84V48H86V47H83L82 49H83V51H82V49H80L81 48V46L83 45V44H81V43H79V44H81V46L79 47V51L81 50L82 51V53H81V51L79 52L78 50H76L75 48H76V46H74L73 47V49H75V51H76V54H72V55H75V57H74V59H76L77 61H76V63L78 64V65H75L76 63H73V61L75 62V60H72L73 59V57H70V54H69V52L68 51H73L74 52V50L72 49V46L70 47L69 46V44H68V42L65 44L64 43V41H68V40H70V35H69V39H67V40H64V39H66V38H68V36H66V34L65 33H69V32H67V29L66 30H63ZM71 32V33H72ZM76 32V31H75ZM80 32V31H79ZM78 32V34H80V33H83L82 31L79 33ZM85 32V31H84ZM189 33V32H188ZM193 33V32H192ZM204 33V32H203ZM215 33V32H214ZM73 34V33H72ZM77 33H76V36L78 35ZM86 34V33H85ZM85 34H83V35H85ZM186 34H187V32H186ZM199 34V33H198ZM234 34V33H233ZM246 34V33H245ZM74 35H75V33H74ZM196 35V34H195ZM230 35V34H229ZM41 37H43L42 35H40ZM49 36V35H48ZM57 35H56V37H58ZM66 36V37H65ZM80 36H81V34L79 35V37L77 36V40L79 41V39L78 38H80ZM188 36V35H187ZM186 36V37H187ZM190 36V35H189ZM242 36V35H241ZM50 37V36H49ZM48 37V38H49ZM63 37H65V38H62ZM74 37V36H73ZM196 37V36H195ZM194 37V38H195ZM199 37V36H198ZM222 37V36H221ZM6 38H7V35H6V32H5V30H4V28H3V26H2V23H0V50H2V51H4L5 50V46H6ZM85 38V37H84ZM83 38V39H84ZM131 38V37H130ZM178 38V37H177ZM181 38V37H180ZM50 39V38H49ZM59 39V40H60ZM72 39V38H71ZM82 39V38H81ZM128 39V38H127ZM182 40H183V38H181ZM185 39V38H184ZM190 39V38H189ZM218 39V38H217ZM221 39V38H220ZM226 39V38H225ZM60 40V41H61ZM73 40V39H72ZM74 40H76V39H74ZM166 40V39H165ZM171 40V39H170ZM176 40V39H175ZM179 40V39H178ZM186 40V39H185ZM184 40V41H185ZM212 40V39H211ZM126 41V40H125ZM128 41V40H127ZM148 41V40H147ZM158 41V40H157ZM156 41V42H157ZM160 41V40H159ZM162 41V40H161ZM168 41V40H167ZM190 41V40H189ZM188 41V42H189ZM217 41H219V40H217ZM226 41V40H225ZM230 41V40H229ZM58 42V41H57ZM146 42V41H145ZM144 42V43H145ZM150 43H151V40L149 41ZM155 42V43H156ZM162 42H164L165 44H166V42L163 40ZM179 42V41H178ZM182 42V41H181ZM199 42V41H198ZM202 42H203V40H202ZM64 43V44H63ZM83 43V42H82ZM128 43V42H127ZM154 43V44H155ZM158 43V42H157ZM159 43H161V42H159ZM191 43V42H190ZM139 44V43H138ZM141 44H143V42L141 43ZM165 44H164V47H165ZM173 44V43H172ZM192 44V43H191ZM195 44H197V43H195ZM194 44V45H195ZM212 44V43H211ZM210 44V45H211ZM227 44V43H226ZM226 44H222L223 46L224 45H226ZM234 44V43H233ZM248 44V43H247ZM150 45V44H149ZM157 45L158 44H156V45H153L154 47H152V48H155V47H157ZM160 45V44H159ZM162 45H163V43H162ZM178 45V44H177ZM180 45V44H179ZM179 45H178V47L177 48H179ZM193 45V46H194ZM210 45H208V46H210ZM235 45V44H234ZM240 48H242V44L240 43ZM79 46V45H78ZM134 46H135V44H134ZM137 46V45H136ZM170 46H171V44H170ZM221 46V45H220ZM233 46V45H232ZM251 46V45H250ZM253 46V45H252ZM143 47H144V44H143ZM160 47V46H159ZM173 48H174V46H172ZM171 47V48H172ZM186 47V46H185ZM195 47V46H194ZM226 47V46H225ZM224 47V48H225ZM234 47V46H233ZM233 47H231L230 49H229V47H228V50H227V57H229L230 59H231V57H234V55H235V53H237L236 51H238V49H236V47L235 48H233ZM244 47V46H243ZM248 47V46H247ZM69 48H71V50H69ZM96 48H98L97 47V45H96ZM150 48V47H149ZM161 49H163L162 47H160ZM166 48H168L167 46L165 47V49ZM184 48V47H183ZM188 49H189V47H187ZM222 48V47H221ZM223 48V49H224ZM87 49V48H86ZM95 49V48H94ZM142 49V48H141ZM180 49V48H179ZM186 49V48H185ZM222 49V50H223ZM227 49V48H226ZM226 49H224V50H226ZM33 51L32 53H30V54H32V55H30L29 53H28V51ZM142 50H144V49H142ZM141 50V51H142ZM147 50V49H146ZM146 50H144V53L143 54H147V52L145 53V51ZM157 50H159V48L157 49ZM176 50V49H175ZM205 50V49H204ZM212 50H214V49H212ZM218 50V49H217ZM242 50V49H241ZM78 51V52H77ZM88 51V50H87ZM91 51H94V50H91ZM148 51H149V49H148ZM168 51V50H167ZM248 51V50H247ZM96 52V51H95ZM143 52V51H142ZM162 52V51H161ZM164 52V51H163ZM169 52V51H168ZM172 52V51H171ZM176 52H177V50H176ZM186 52V51H185ZM203 52V51H202ZM208 52H210V51H208ZM218 52V51H217ZM225 52V51H224ZM70 53H72V52H70ZM75 53V52H74ZM79 53V54H78ZM94 53V52H93ZM149 53V52H148ZM166 53V52H165ZM182 53V52H181ZM180 53V54H181ZM187 53V52H186ZM219 53V52H218ZM246 53V52H245ZM39 54H43V56H44V59H45V61L44 62H39ZM86 54V53H85ZM91 54V53H90ZM97 54H99V53H97ZM97 54L95 53V55L97 56ZM102 54V53H101ZM150 54V53H149ZM170 54V53H169ZM175 54V53H174ZM179 53H177V55H178ZM188 54V53H187ZM186 54V55H187ZM86 55H88V54H86ZM182 55V54H181ZM180 55V56H181ZM191 55V54H190ZM203 55V54H202ZM208 55H209V53H208ZM211 55V54H210ZM237 55V54H236ZM235 55V56H236ZM77 56V57H76ZM99 56V55H98ZM97 56V57H98ZM102 56H104L103 54H102ZM172 57H173V55H171ZM180 56H179V58H180ZM183 56V55H182ZM181 56V57H182ZM192 56V55H191ZM198 56V55H197ZM204 56V55H203ZM85 57V56H84ZM84 57H82V58H84ZM88 56H86L84 59H88L87 58ZM90 57H91V55H90ZM90 57H89V59H90ZM94 57V56H93ZM148 57H151V54L150 55H148ZM148 57H147V60H149L148 59ZM176 57V56H175ZM187 57V56H186ZM200 57V56H199ZM212 57V56H211ZM210 57V58H211ZM213 57H215V56H213ZM220 57L222 58V56H221V54H220ZM227 57H226V59H227ZM82 58H80L81 60H82ZM95 58V57H94ZM101 58H103V57H101ZM152 58H153V56H152ZM170 58V57H169ZM84 59H83V61H84ZM97 59V58H96ZM95 59V60H96ZM118 59V58H117ZM192 59H193V57H192ZM195 59V58H194ZM206 59V58H205ZM212 59V58H211ZM214 59V58H213ZM212 59V61H215L216 60V57H215V59L213 60ZM226 59H224L223 58V61H225ZM245 59V58H244ZM72 60V61H71ZM95 60H93V61H91V62H94ZM99 60V59H98ZM97 60V61H98ZM106 60H108V59H106ZM119 60V59H118ZM150 60H151V58H150ZM150 60L148 61L149 62V64L151 65V63L153 64L154 62H156V60H155V58H153L152 60H151V62H150ZM153 60H155L154 62H152ZM164 59H162L161 60V62L163 61ZM169 60V59H168ZM186 59H184V64L183 65H185V61ZM198 60H200L201 61V57H200V59H198ZM260 60V59H259ZM87 61V60H86ZM100 61V60H99ZM102 61H103V59H101V63H102ZM105 61V60H104ZM103 61V62H104ZM165 61V60H164ZM183 60H181V62H182ZM189 61H191V60H189ZM231 61V60H230ZM248 61V60H247ZM88 62V61H87ZM169 61H167V63H168ZM195 62V61H194ZM204 62V61H203ZM207 62H208V60H207ZM210 62V61H209ZM252 62V61H251ZM98 63V62H97ZM110 63H112V62H110ZM160 63V62H159ZM180 62H178V64H179ZM183 63V62H182ZM211 63V62H210ZM226 63V62H225ZM225 63H222V64H225ZM229 63V62H228ZM72 64H73V66H72ZM86 64H88V63H86ZM113 64V63H112ZM156 63H154V65H155ZM158 64V63H157ZM178 64H176V65H178ZM189 64H191V63H189ZM196 64V63H195ZM198 64V63H197ZM217 64V63H216ZM227 64V63H226ZM242 64V63H241ZM260 64V63H259ZM264 64V63H263ZM263 64H261V65H263ZM94 65V64H93ZM93 65H91V66H93ZM98 64H96V66H97ZM103 65V64H102ZM114 66L116 65V64H113ZM159 65V64H158ZM162 65H164V64H162ZM172 64L170 63V67H172L171 66ZM175 65V64H174ZM182 65V64H181ZM180 65V66H181ZM212 65V64H211ZM244 65V64H243ZM247 66H248V64H246ZM90 68H93V67H91L90 65H88ZM110 66V65H109ZM112 66V65H111ZM157 66V65H156ZM179 66V65H178ZM179 66V67H180ZM192 66H193V64H192ZM215 66H217V68H218V65H215ZM86 67V66H85ZM106 67H107V65H106ZM160 67H162L161 66V64H160ZM164 67H166V66H164ZM164 67H162V68H164ZM169 67V66H168ZM184 66H182V68H183ZM188 67V66H187ZM211 67V66H210ZM250 67V68H249ZM74 68V69H73ZM111 68V67H110ZM189 68V67H188ZM198 68V67H197ZM212 68H213V66H212ZM244 68H246V66L244 65ZM243 68V69H244ZM247 68H249V69H251V66H248ZM109 69V68H108ZM112 69H113V67H112ZM190 69V68H189ZM207 69V68H206ZM209 69V68H208ZM237 69H239V68H237ZM236 68H235V70H237ZM242 69V68H241ZM253 69V68H252ZM74 70V71H73ZM85 70V69H84ZM84 70H82V71H84ZM183 70H185V69H183ZM192 70V69H191ZM190 70V71H191ZM194 70H197L196 69V65H195V68H194ZM198 70H199V68H198ZM211 70V69H210ZM214 71H216V69H213ZM226 70H227V68H226ZM225 70V71H226ZM229 70H231L232 71V68L231 69H229ZM245 70V69H244ZM254 70V69H253ZM252 70V71H253ZM88 71H89V69H88ZM114 71V70H113ZM126 71V72H125ZM124 72L125 73H127V70H125ZM189 71V72H190ZM202 71H204V67H203V70ZM207 71V70H206ZM214 71H210L209 73H211V72H213L212 73V75L214 74ZM257 71V70H256ZM90 72V71H89ZM188 72V71H187ZM187 72L186 71H184L183 73V75H185L186 76V74H187ZM240 72V71H239ZM251 72V71H250ZM72 73H74L73 75H72ZM116 73V72H115ZM125 73H123V74H125ZM186 73V74H185ZM197 73H199V72H197ZM208 73V74H209ZM217 73V72H216ZM258 73V72H257ZM260 73V72H259ZM258 73V74H259ZM262 73V72H261ZM78 74V73H77ZM77 74L75 75V78H77L76 76H77ZM83 74H85L84 72H82V74H81V70H80V77H81V75H82V77H83ZM199 74H204L203 72L202 73H199ZM235 74V73H234ZM238 74V73H237ZM240 74V73H239ZM243 74V73H242ZM241 74V75H242ZM246 74H249V73H246ZM79 75V74H78ZM86 75V74H85ZM85 75H84V77H85ZM227 76H229V74H226ZM253 75H257V74H253ZM95 77H96V75H94ZM116 76H118V75H116ZM200 76V75H199ZM202 76V75H201ZM203 76H205V78H206V80H204L205 78H203V80H201L200 81V83H211L212 82V85H213V83H215L214 84V86H218L219 87V85H217L216 84V82H214L215 81V79L216 78H213L212 76V80H214V81H209L208 79L210 78L209 77V75L208 76H206V72H205V75H203ZM226 76V77H227ZM233 76V75H232ZM258 76V75H257ZM100 78L101 77H103V76H99ZM110 77V76H109ZM128 77H129V75H128ZM250 77V76H249ZM248 77V78H249ZM259 77H260V75H259ZM97 78V77H96ZM95 78V79H96ZM208 78V79H207ZM230 79H231V77H229ZM239 78V77H238ZM237 78V79H238ZM240 78H242V76L240 77ZM81 81H80V80ZM84 79H86L85 81H84ZM94 78L92 79V81L93 80H95ZM97 79H99V78H97ZM119 79V78H118ZM136 79V78H135ZM160 79V78H159ZM233 79H235V78H233ZM237 79H235L236 81H237ZM253 79H257L258 80V77H256L255 78V76H254V78ZM252 79V80H253ZM91 80V79H90ZM137 80H139V79H137ZM156 80V79H155ZM209 82H208V81ZM263 80V79H262ZM98 81V80H97ZM133 81V80H132ZM142 81V80H141ZM157 81H158V79H157ZM160 81H162V79L160 80ZM159 81V82H160ZM203 81V82H202ZM221 81V80H220ZM220 81H218V82H220ZM236 81H234V82H236ZM242 81L243 80H241L240 82L242 83ZM250 81V80H249ZM77 82H81V85H80V83H79V85H78V83ZM88 84H86V83ZM90 82V81H89ZM105 82V83H104ZM118 83H119V81H117ZM122 82V81H121ZM223 82V81H222ZM251 83H248V81H247V83L248 84H251L252 85V81H250ZM255 82H256V80H255ZM254 82V83H255ZM259 82H260V80H259ZM258 82V83H259ZM94 83V82H93ZM100 83H102V84H106V85H100ZM108 83V84H107ZM206 83V84H207ZM237 83V82H236ZM239 83V82H238ZM243 83H245L244 81H243ZM110 84L112 85V86H114L115 88L114 89H119L118 91H117V89L116 90H110L112 87H110ZM155 84V83H154ZM148 85L149 87H147V88H150V87H154V88H152V89H154V91H155V93H156V90L158 91V89H161L162 88V86H161V88H158V86H156V85ZM157 84V83H156ZM206 84H203V85H206ZM218 84H220V83H218ZM247 84V85H248ZM264 84V83H263ZM87 85V86H86ZM135 85H136V87H135ZM144 85V84H143ZM161 85H162V82H161ZM166 85V84H165ZM169 85V84H168ZM202 85V84H201ZM234 85H236V84H234ZM246 85V84H245ZM251 85L249 86V87H251ZM91 86H90V90H91ZM131 86H132V88H131ZM160 86V85H159ZM170 86V85H169ZM211 86V85H210ZM238 86V85H237ZM236 86V87H237ZM253 86H254V84H253ZM252 86V87H253ZM136 88V89H134L133 90V88ZM145 87V86H144ZM155 87H156V89H155ZM173 87V86H172ZM179 87V86H178ZM181 87V86H180ZM212 87V86H211ZM217 87V88H218ZM228 87H230V89H229V91L233 94V92H234V95L236 94V93H238V95H239V92H238V89H239V87L238 88H236L235 86L234 87H232L233 88V90H232V88H231V85L230 86H228ZM247 87V86H246ZM107 88H109V89H107ZM167 88V87H166ZM203 88V87H202ZM206 88V87H205ZM217 88H215L214 87V91L216 92V90H218ZM222 88H224V87H222ZM235 88V89H234ZM248 88V87H247ZM257 87H256V85H255V89H256ZM88 89V90H87ZM138 89V91H139V94H137V92L135 93V91ZM164 88H162V90H163ZM175 89V88H174ZM174 89H172V91L174 90ZM182 89H184V88H182ZM208 89H210L211 90V88L209 87V85H208ZM249 89V88H248ZM247 89V90H248ZM17 90V92H19ZM95 90V91H94ZM96 90H97V94H96ZM106 90H108V93L107 92H105ZM122 90V91H123ZM128 90V92H126ZM142 90H143V88H142ZM144 90L146 91V89L144 88ZM148 90V89H147ZM205 90V89H204ZM203 90V91H204ZM241 90H243L244 91V89H241ZM257 90V89H256ZM256 90H253V92H258V91H256ZM113 91V92H112ZM114 91H115V93H114ZM148 91H150V90H148ZM190 91V90H189ZM193 91V90H192ZM213 91V90H212ZM212 91H211V93H212ZM224 91L225 92H227L228 91V88H227V86H226V88L224 89ZM233 91V92H232ZM249 91H251L250 89L248 90V91H246L245 90V93L247 92L248 94H250V92ZM262 91V90H261ZM100 92V93H99ZM105 92V93H104ZM152 93H153V90L151 91ZM171 92V91H170ZM170 92H168V93H170ZM179 92H181V91H179ZM214 92V93H215ZM217 92H219V91H217ZM9 93V94H8ZM151 93V94H152ZM161 93V92H160ZM166 92H164L163 94H165ZM173 93V92H172ZM182 93V92H181ZM181 93H180V95H181ZM194 93V92H193ZM198 93V92H197ZM229 93V92H228ZM252 93V92H251ZM91 94V95H90ZM108 94V96H110ZM118 94V93H117ZM151 94H149L150 96V98H152L153 96H151ZM179 94V93H178ZM218 94V93H217ZM242 94V93H241ZM240 94V95H241ZM254 95L256 94H258V93H253ZM252 94V95H253ZM260 94V93H259ZM13 95V94H12ZM113 95H112V99L114 98V97H116V96H114L113 97ZM139 95V96H140ZM143 95H145V93L143 94ZM142 95V96H143ZM146 95H148L147 93H146ZM167 95V94H166ZM165 95V96H166ZM171 95V94H170ZM176 95V94H175ZM184 95V94H183ZM194 95V94H193ZM211 95V94H210ZM231 95V94H230ZM230 95H228V96H230ZM239 95V97H241V99H243V97L242 96H244L243 94L240 96ZM251 95V94H250ZM254 96V98L252 97V99H251V101L252 102H250V100H248L247 102V105H253V107H252V109L250 108L251 106L249 105V107L246 105V106H243V104L244 103H242V106H239L238 104V106H239V109H240V107L242 108V107H244L243 109H247L246 107H248V108H250L252 111L251 112H253L254 110V114L256 115V117L259 115V114H263V113H261V112H264V96H261V97H259V95H258V97L260 98V99H257V98H255V97H257V96ZM11 96V95H10ZM23 96H25V97H27V95H23ZM108 96H107V98H108ZM117 96H119V95H117ZM121 96V95H120ZM119 96V97H120ZM157 96H160V95H156V98H157ZM164 96V97H165ZM177 96V95H176ZM188 96H189V94H188ZM187 96V97H188ZM207 96V95H206ZM231 96H233V95H231ZM97 97L99 98V95H97ZM136 97V96H135ZM141 97V96H140ZM148 97V98H149ZM190 97H191V95H190ZM194 97V96H193ZM225 98L227 97V96H224ZM234 97V96H233ZM245 97V96H244ZM249 97V96H248ZM248 97H246V98H248ZM29 98V99H30ZM92 98V99H93ZM98 98H96L97 100H98ZM111 98V97H110ZM117 98V97H116ZM129 98H132L131 96L129 97ZM142 98V97H141ZM140 98V99H141ZM149 98V99H150ZM158 98H160V97H158ZM162 98V97H161ZM179 98V97H178ZM182 98V97H181ZM227 98H229V97H227ZM226 98V99H227ZM231 98V97H230ZM245 98V99H246ZM100 99H102V97L100 98ZM99 99V100H100ZM109 99V98H108ZM118 99V98H117ZM121 99H122V97H120L119 98V100L121 101ZM127 100H128V97L126 98ZM125 99V102H123V101H121V103L123 102V103H126V100ZM143 100L144 99H146L145 98V96H143V98H142ZM154 99V98H153ZM191 99V98H190ZM213 99V98H212ZM236 100H237V98H235ZM234 98H233V100H235ZM241 99H238L239 101H241ZM245 99L243 100V102L245 101ZM254 99V100H253ZM96 100V101H97ZM102 100H106L105 98L104 99H102ZM124 100V99H123ZM130 100V99H129ZM184 100V99H183ZM219 100V99H218ZM231 100H232V98L230 99V102H229V99L227 100V102H226V104L228 105V106H226V107H228V109H229V107H230V109L229 110H231V106L234 104V106L236 105L235 103H233V102H231ZM34 101V103L36 102L35 100H33ZM110 101V100H109ZM114 101V100H113ZM113 101H111V104H113V106H115V103L113 102ZM118 101V100H117ZM117 101H115V102H117ZM130 101H132V100H130ZM129 101V102H130ZM136 101V100H135ZM145 101V100H144ZM154 101V100H153ZM156 101V100H155ZM162 99H161V103H162ZM166 101V100H165ZM179 101V100H178ZM215 101H217V100H215ZM222 101V100H221ZM239 101H237V102H239ZM38 102V101H37ZM152 102V101H151ZM164 102V101H163ZM167 102V101H166ZM181 102V101H180ZM30 103H31V101H30ZM95 103V102H94ZM97 103V107H99L100 105H98V102H96ZM118 103H119V101H118ZM120 103V104H121ZM128 103V102H127ZM130 103H132V102H130ZM129 103V105H133V104H130ZM135 103V102H134ZM153 103V102H152ZM155 103V102H154ZM154 103L152 104V106L154 105ZM181 103H183V102H181ZM180 103V104H181ZM32 104V103H31ZM47 104V105H46ZM92 104V103H91ZM137 104H138V102H137ZM136 104V105H137ZM175 104V103H174ZM179 104V103H178ZM201 104V103H200ZM209 104H210V102H209ZM213 104V103H212ZM239 104H240V102H239ZM108 105V108H110L109 107V103L107 104ZM172 105V104H171ZM182 105V104H181ZM198 105V104H197ZM211 105V104H210ZM209 105V106H210ZM215 105V104H214ZM218 105V104H217ZM93 106V107H92ZM111 106V105H110ZM113 106H111V107H113ZM117 106L119 107V105L117 104ZM135 106V105H134ZM151 106V107H152ZM161 106H163V104L161 105ZM174 107H175V105H173ZM200 106V105H199ZM216 106V105H215ZM101 107V106H100ZM105 107V106H104ZM165 107V106H164ZM171 107V106H170ZM173 107V108H174ZM181 107H183V105L181 106ZM205 107V106H204ZM208 107V106H207ZM237 107V106H236ZM45 108V107H44ZM102 108V107H101ZM107 108V107H106ZM130 108V107H129ZM133 108V107H132ZM131 108V109H132ZM136 108H138L137 106H136ZM167 108L168 107H166V110H167ZM219 108V107H218ZM234 108V107H233ZM42 109V108H41ZM47 109V110H48ZM104 109V108H103ZM134 109H135V107H134ZM176 109V108H175ZM178 109V108H177ZM185 109V108H184ZM205 109V108H204ZM211 109H212V107H211ZM217 109V108H216ZM228 109H227V111H228ZM236 109V108H235ZM117 110V111H118ZM137 110H139V111H137ZM179 110V109H178ZM177 110V111H178ZM195 110V109H194ZM194 110H193V112H194ZM257 110H261V112L260 113H258V115H257V113H255ZM42 111H45V109L44 110H42ZM127 111V112H126ZM180 111V110H179ZM188 111H190L191 112V110L189 109ZM199 111H202V109L200 110L199 109ZM207 111H208V108H207ZM210 111V110H209ZM213 111H214V109H213ZM250 111V110H249ZM46 112V111H45ZM192 112V113H193ZM229 112V111H228ZM235 112H237V111H235ZM251 112H249V113H251ZM121 113V112H120ZM121 113V114H122ZM128 113V114H127ZM171 113V112H170ZM180 112H178V114H179ZM189 113V112H188ZM195 113H197V112H195ZM230 113V112H229ZM232 113H233V109H232ZM48 114V115H49ZM122 114V115H123ZM142 114H141V116H142ZM153 114V113H152ZM152 114H150V115H152ZM186 113H184V111H183V114H182V111H181V116H183V115H185ZM198 114H200V113H198ZM202 114V113H201ZM206 114H208V113H205V115ZM223 114V113H222ZM235 114V113H234ZM240 114V113H239ZM239 114H238V116H239ZM242 114V113H241ZM240 114V115H241ZM244 114V113H243ZM245 114H246V112H245ZM251 114H253V113H251ZM251 114H249V115H251ZM110 115H112L111 113H110ZM154 115V114H153ZM152 115V116H153ZM173 115H174V113H173ZM176 115V114H175ZM195 115V114H194ZM209 115V114H208ZM221 115V114H220ZM248 115V116H249ZM264 115V114H263ZM262 115V116H263ZM61 116V117H62ZM179 116V115H178ZM186 116H187V114H186ZM191 116V115H190ZM197 116H199V115H197ZM213 116V115H212ZM230 116V115H229ZM228 116V117H229ZM237 116V117H238ZM247 116V118L249 119V117ZM261 116V117H262ZM57 117V116H56ZM130 117H133V116H130ZM180 117V116H179ZM192 117V116H191ZM191 117H189V118H191ZM201 117V116H200ZM203 117V116H202ZM207 117V116H206ZM215 117V116H214ZM227 117V118H228ZM244 118L246 117V116H243ZM242 117V118H243ZM251 117H254L253 115L251 116ZM72 118V119H71ZM144 119V117H141V119ZM177 119H179L178 117H176ZM210 118V117H209ZM216 118H218V117H216ZM235 120H237V118H235V117H233ZM171 119V118H170ZM169 119V120H170ZM199 119H202V118H199ZM214 119V118H213ZM222 119V118H221ZM229 119V118H228ZM233 119V121H235ZM247 119V120H248ZM253 119H255V120H257V118H252V120ZM262 119V118H261ZM264 119V118H263ZM62 120H64V119H62ZM72 120V121H73ZM185 120V119H184ZM195 120L197 121V119L195 118ZM195 120H194V122H195ZM203 120V119H202ZM205 120H207V119H205ZM230 120V119H229ZM228 120V121H229ZM242 120V119H241ZM244 120V119H243ZM245 120H246V118H245ZM243 121V122H247V120L246 121ZM65 121H66V119H65ZM78 121H76V122H78ZM128 121V122H127ZM140 121H142V120H140ZM175 121V120H174ZM179 121H182V119H180ZM208 121V120H207ZM215 121V120H214ZM217 121V120H216ZM220 122H221V120H219ZM261 121V120H260ZM75 122V123H76ZM167 122V121H166ZM199 123H200V121H198ZM197 122V123H198ZM204 122V121H203ZM224 122V121H223ZM232 122V120L230 121V123ZM242 122V123H243ZM249 122V121H248ZM74 123V122H73ZM142 123H144V121L142 122ZM183 123V122H182ZM186 123H188V122H186ZM196 123V122H195ZM209 123V122H208ZM234 123H236L237 124V122H234ZM240 123V122H239ZM238 123V124H239ZM252 123V122H251ZM255 123V122H254ZM254 123H252V125L251 126H253L254 125ZM257 123V122H256ZM188 124H190V123H188ZM202 124V123H201ZM210 124V123H209ZM220 124H222V123H220ZM219 124V125H220ZM245 124V123H244ZM71 125V124H70ZM76 124H74V126H75ZM77 125L78 126H82L83 125V123H80L79 122V124L77 123ZM192 125H194V123L192 124ZM202 125H204V124H202ZM208 125V124H207ZM214 125H216V123L214 124ZM223 125V124H222ZM233 125V124H232ZM241 125V124H240ZM164 126H167V125H165L164 124ZM185 126H186V124H185ZM224 126V125H223ZM236 126V125H235ZM242 126H243V124H242ZM258 126H259V124H258ZM257 126V127H258ZM174 127H176L177 128V125H175ZM183 127V126H182ZM187 127V126H186ZM186 127H185V129L184 130H186ZM209 128H207V129H210V128H212V126L210 127V125L208 126ZM241 127V126H240ZM239 127V128H240ZM244 127V126H243ZM248 127H249V125H248ZM256 127V126H255ZM260 127V126H259ZM74 128V127H73ZM76 128L78 129V127L76 126ZM80 129H81V127H79ZM149 128V129H148ZM204 128V127H203ZM84 128H82V131L84 132V134H85V130H83ZM173 129V128H172ZM206 129V130H207ZM216 130H217V127L215 128ZM165 130H167L166 128H165ZM174 130H175V128H174ZM178 130V129H177ZM215 130V131H216ZM264 130V129H263ZM168 131V130H167ZM81 132V131H80ZM79 132V133H80ZM83 132H82V134H83ZM88 132V131H87ZM86 132V133H87ZM210 132V131H209ZM211 132H214L213 131V128L211 129ZM74 133H75V131H74ZM77 133H78V131H77ZM165 133L166 132H164V136L166 137V135H167V133H166V135H165ZM172 133V132H171ZM194 133V132H193ZM206 133H208V132H206ZM225 133V132H224ZM71 134H72V132H71ZM81 134V136H83V138H85L86 137V135L84 136V135H82ZM89 135H90V132L88 133ZM184 134V132H181L180 130H178V131H174V133H173V137H174V139L176 140V141H179V140H181V137H182V135ZM188 134V133H187ZM196 133H194V135H195ZM225 134H227V133H225ZM225 134H223V136L225 135ZM77 135H79V134H77ZM104 135V136H103ZM134 135H137V137L138 138H140L139 140H133V139H131L132 138V136H134ZM186 135V134H185ZM192 133H191V139H193L192 138ZM193 135V136H194ZM198 134H196V136H197ZM200 136H201V134H199ZM203 135V134H202ZM219 135H221V134H219ZM229 135V134H228ZM227 135V136H228ZM81 136H78L79 137V139H80V137ZM170 136V135H169ZM168 136V137H169ZM223 136H221V137H223ZM226 136V135H225ZM230 136V135H229ZM238 136V135H237ZM259 136V135H258ZM260 136H264V135H261L260 134ZM259 136V137H260ZM87 137L88 138H90L88 135H87ZM172 137V138H173ZM219 137V136H218ZM221 137H220V139H221ZM88 138H85V139H88ZM237 138V137H236ZM247 138V137H246ZM77 139V138H76ZM82 139V138H81ZM97 139V140H98ZM234 139V138H233ZM240 139V138H239ZM252 139H255V138H252ZM263 140H264V138H262ZM91 140H93V139H91ZM96 140V139H95ZM226 140V139H225ZM231 140H232V138H231ZM231 140H229V141H231ZM234 140H238V139H234ZM257 140V139H256ZM78 141V140H77ZM81 141V140H80ZM245 141V140H244ZM249 141L250 142H252L250 139H249ZM249 141L247 142V144H249ZM255 141V140H254ZM83 142V141H82ZM83 142V143H84ZM228 142V141H227ZM232 142V141H231ZM258 142V140L256 141V143ZM79 143V142H78ZM252 143H255V142H252ZM259 143L261 144H263L264 145V141L263 142H261V140L259 141ZM233 145L234 143H228L227 144V146L228 145ZM236 144V143H235ZM259 144V145H260ZM261 144V147H263V145ZM87 146V147H88ZM231 146H229V148H230ZM248 147H250V144H249V146ZM253 149H254V151L253 152H255V151H257V150H259V149H256L255 150V148H260V146H254V145H252L251 146ZM89 148V147H88ZM87 148V149H88ZM251 148V149H252ZM86 149V148H85ZM228 149V148H227ZM232 148H230V149H228L229 150V152H230V155L231 154H233L232 152H235L236 153V151L237 152H239V150L238 149H236L235 151L232 149ZM235 149V148H234ZM252 149V150H253ZM260 149H263V148H260ZM252 150H251V152H252ZM91 151V150H90ZM264 150H262V152H263ZM88 152H89V150H88ZM91 153V152H90ZM174 154V155H176V153L173 151V152H171V153H169V154ZM49 154H50V156H49ZM168 154V155H169ZM172 154V155H173ZM249 154V153H248ZM233 155H240V154H233ZM250 155V154H249ZM258 155H259V153H258ZM117 156V157H118ZM256 156V155H255ZM49 157V158H48ZM156 157V156H155ZM176 157V156H175ZM253 157V156H252ZM262 156H260V160H262V158H261ZM161 158H163L164 159V157H161ZM250 158H251V156H250ZM160 159V158H159ZM253 159V158H252ZM48 160H50V162L48 161ZM161 160V159H160ZM162 161V160H161ZM169 161V160H168ZM264 166V165H263ZM175 171V170H174ZM175 173V174H174ZM35 174V175H34ZM175 176V177H176ZM137 177H140V179H137ZM181 178H179V179H181L182 180V176H180ZM177 178H175L174 180H176ZM178 179V180H179ZM176 180V184L174 183V185L175 186H173L172 184H173V182H172V184H171V186H173V188H176V189H178V191H181L180 192V196L182 197L183 195L181 194L182 193V190L184 191V193L185 194H187V193H190V195H189V197L190 198H192V200L193 201H195V202H197V203H199V204H202V205H204V204H206V203H208V205H210L211 203H209V201L211 202V200H214L213 199V197H212V199L211 200H207V199H210L209 198V194H203L201 191H202V189L201 188H199V187H194V185H192V186H188L187 184H185L184 182H182L181 180ZM182 182L183 184L182 185H185L184 187L185 188H182V189H180L179 190V188H181V186H179L180 184H177V182ZM175 182V181H174ZM180 182V183H181ZM192 184V183H191ZM168 186H166V187H168ZM170 186V187H171ZM178 188H177V187ZM183 187V186H182ZM169 188V187H168ZM171 189V188H170ZM40 194H44L45 196H47V197H42V195H40ZM72 194H75L77 197H74V199L72 198H70V197H72V196H74V195H72ZM165 194H169L168 192H166ZM172 194L173 193H170V196H172ZM174 194L176 195L177 193L176 192H174ZM38 195H40V196H38ZM72 195V196H71ZM174 195V196H175ZM178 195V194H177ZM178 195V196H179ZM206 195L208 196V197H206ZM163 196V195H162ZM168 196V195H167ZM177 196V197H178ZM161 197V196H160ZM170 198V197H169ZM173 198V197H172ZM207 198V199H206ZM163 199V198H162ZM179 199H181V198H179ZM182 199H184V198H182ZM185 199H187L186 197H185ZM158 200V199H157ZM161 200V199H160ZM166 200V199H165ZM230 200L231 199H224V201L222 202V200H220L221 201V203H219V202H212L213 203V206L214 207H212V208H214V211H215V213L217 214H213V213H211V214H213V215H216V216H219V215H221V217H219L218 218V220L219 219H223L222 221L221 220H219V221H221L220 222V224L221 225H219V227H221V226H224L225 224H228V218H232V217H235V216H238L239 215V217H241V218H244V217H247L248 216V212H250L249 211V209L247 208V207H249L251 204L253 205L254 203H248L247 201H245L246 202V204H244V202L242 203V205L239 203L240 201H238V198L237 199H235V200H237L238 201V203L240 204V205H237L238 203H237V201H234L233 199H232V201L230 202ZM171 201H174V200H172L171 199ZM176 201V200H175ZM180 201V200H179ZM178 201V202H179ZM185 201V200H184ZM218 201V200H217ZM242 201V200H241ZM74 202H73V204H74ZM153 202H155L154 200H153ZM164 202V201H163ZM227 202H228V204H227ZM26 203V204H25ZM47 203V204H48ZM59 203V204H60ZM160 203V201L158 202V204ZM166 203V202H165ZM175 203V202H174ZM247 203L248 204H250L249 206H247ZM35 204V205H36ZM42 204V205H43ZM51 204V205H52ZM58 204V205H59ZM72 204V203H71ZM71 204H68L67 203V205L69 206L70 205V208H71ZM158 204H156V205H158ZM179 204H181L180 202H179ZM33 205V204H32ZM41 205V206H42ZM58 205H57V207H58ZM61 205V204H60ZM63 205V204H62ZM66 205V204H65ZM82 205V204H81ZM152 205V204H151ZM150 205V207H152ZM156 205H154V206H156ZM173 205V204H172ZM171 205V206H172ZM182 205V204H181ZM180 205V206H181ZM207 205V204H206ZM27 206V205H26ZM38 206V205H37ZM41 206H40V208H41ZM45 207H46V205H44ZM74 206V205H73ZM79 206V205H78ZM183 206H186L185 204L183 205ZM4 207V206H3ZM7 206H5V208H6ZM17 207H20V206H17ZM17 207H15V209H13V211L14 210H17ZM33 207H35V206H31V208H33ZM56 207V206H55ZM63 207H61V208H63ZM75 207V206H74ZM98 207V208H97ZM160 207H162V205L160 206ZM165 207V206H164ZM167 207V206H166ZM177 207H179L178 205H177ZM182 207V206H181ZM187 207V206H186ZM186 207H183V209H185ZM188 207H189V205H188ZM201 207V206H200ZM255 207H257L256 206V204H255ZM9 208H10V206H9ZM14 208V207H13ZM21 208V207H20ZM27 208V207H26ZM25 208V209H26ZM30 208V209H31ZM37 208V207H36ZM42 208L44 209V207L42 206ZM48 208V207H47ZM154 208V207H153ZM156 208V207H155ZM170 208H172V207H170ZM169 208V209H170ZM189 208H191V207H189ZM188 208V209H189ZM203 208V207H202ZM251 208H252V206H251ZM19 209V208H18ZM34 209V208H33ZM80 209V208H79ZM160 209V208H159ZM167 209V208H166ZM169 209H168V211H169ZM174 209V208H173ZM192 209V208H191ZM254 209V208H253ZM253 209H250V210H253ZM260 209V208H259ZM21 210H24V208L22 209L21 208ZM20 209H19V212L21 211ZM32 210V209H31ZM36 210H38V208L36 209ZM164 210H165V208H164ZM181 210V209H180ZM203 210H205V209H203ZM202 210V211H203ZM256 210H257V208H256ZM261 210V209H260ZM259 210V211H260ZM13 211H11V212H13ZM32 211H34V210H32ZM39 211V210H38ZM41 211V213H42V210H40ZM46 211V210H45ZM44 211V212H45ZM76 211V210H75ZM159 211V210H158ZM168 211H165V213L164 214H166ZM179 211V210H178ZM177 211V212H178ZM255 211V210H254ZM258 211V212H259ZM0 212H1V208H0ZM5 212V211H4ZM17 212V211H16ZM18 212V213H19ZM43 212V213H44ZM47 212V211H46ZM45 212V213H46ZM77 212V211H76ZM156 212V211H155ZM161 212L163 213L164 211H162L161 210ZM171 212H175L174 210H171ZM205 212H207V210L205 211ZM252 212V211H251ZM250 212V213H251ZM256 212V214H258L257 213V211H255ZM2 213V212H1ZM8 213H10V212H8ZM21 213V212H20ZM19 213V214H20ZM59 213V214H58ZM75 213V214H74ZM158 213V212H157ZM5 214H7V212H5ZM14 215H15V212L13 213ZM22 214H24L23 213V211H22ZM163 214V215H164ZM170 214H172V213H170ZM185 214H187V213H185ZM209 214H210V212H209ZM208 213H207V215H209ZM252 215H254V213H251ZM255 214V215H256ZM260 214V213H259ZM9 215H11V213L9 214ZM21 215V214H20ZM76 215V216H75ZM162 215V214H161ZM167 215H168V213H167ZM250 215V214H249ZM16 216V218H18L17 217V215H15ZM14 216V217H15ZM26 214H25V219H26ZM47 216H45V217H47ZM73 216H75V217H77L76 219H79L80 217H82L85 221H84V223H83V221H82V223H83V225L84 226H82V223H81V220H82V218H80L81 220H80V222L78 223L77 221H75L74 223H78V224H80V225H77V226H80V227H77V228H71V222H73V221H71V220H73V218H75V217H73ZM153 216V217H152ZM155 216L156 217H158L157 219H159V220H155L154 218H155ZM172 216H173V214H172ZM196 216V215H195ZM195 216L193 217V218H191V221H190V224H189V226L191 227H188L189 229H187V226H186V224H184V225H179V227L177 226V223L175 224H172V222H171V224L169 223V225H174V226H172V228L174 229V227H176L175 228V230H172L171 232L168 230L170 227H168L167 228V230L169 231V233H168V231L167 232H165L164 234L166 235V233L167 234H170V236L168 237V240H172L171 241V243L174 241H178V244H179V242H181L180 244H179V247H181L182 249L184 248V247H186V246H181L182 245V243L184 242L183 241V239L185 240V239H188L189 241L191 240V238H192V240H195V241H197L196 239H197V236L199 237V235H200V240H201V238L202 239H204L203 237H201V236H204L203 234H201V233H204V234H207L208 235V233H209V235H210V232L209 231H212L213 232V234H214V232L215 231H217L218 230V226H217V224H218V221H214V220H216L215 218H214V220L213 221H211L210 219H208V218H206V217H200V216H196V218H195ZM212 216V215H211ZM43 217V218H42ZM79 217V218H78ZM91 219V218H93V217H96V218H94V220L96 221H92V219L90 220V221H88V223H85L86 222V220H88L89 218ZM164 217V216H163ZM188 217H190V216H188ZM212 217H215V216H212ZM225 217H227V218H225ZM239 217H237V218H239ZM16 218H14L13 219V221L16 219ZM20 218V217H19ZM86 218H88V219H86ZM209 218H211V217H209ZM237 218H233L235 221H237ZM261 218V217H260ZM206 219V220H205ZM213 219V218H212ZM226 219H227V221H226ZM262 219H264V218H262ZM2 220V219H1ZM6 220V219H5ZM27 220V219H26ZM207 220L209 221H211L210 223H208L207 222ZM11 221V220H10ZM9 221V222H10ZM32 221H36L37 222V219L36 220H32ZM46 221V222H45ZM233 221V220H232ZM231 221V222H232ZM235 221H233V222H235ZM261 221V220H260ZM8 222V223H9ZM59 222V223H58ZM90 222V223H89ZM223 222V223H222ZM226 222V223H225ZM263 222V221H262ZM1 223V222H0ZM2 223H4V222H2ZM7 223V222H6ZM8 223L6 224V225H8ZM15 223H17L18 225H19V227H17V225H15ZM25 223H23V225L25 224ZM39 223V222H38ZM73 223V224H74ZM229 223H230V220H229ZM10 224V223H9ZM71 224V225H70ZM85 224H86V228L85 229H83V227H85ZM224 224V225H223ZM261 224H264V222L263 223H261ZM1 225V224H0ZM3 225V224H2ZM2 225H1V227H2ZM11 225H13V224H11ZM28 225H25V228H26V226L28 227V229H29V226ZM87 225L89 226V227H87ZM94 225V226H93ZM95 225H96V227H95ZM176 225V226H175ZM188 225V224H187ZM254 224H250V223H245L243 226H242V230L240 229V233L239 232H234V233H232L231 235H232V237H227V238H224V239H220V238H218L217 237V239L214 237V238H212V239H210V237H209V239H208V237L205 239V240H209V241H211V242H209L208 243V241L206 242V241H204V242H202V243H200V244H202L203 246H204V244H205V242L206 243H208V244H210L208 247H207V245L208 244H206V247H207V252H204V251H206L205 250V248L204 247H202V249L204 248V254H205V258L207 257V259L210 261V263L212 262V264H213V260H214V258L216 259V257L217 258H223L224 259V262L222 263V264H225V262H226V264H227V261H228V264H243L244 263V260L243 259H245V255L243 256L242 254H244L245 252H243V250L244 251H246L247 249L249 250V249H253V254L251 255L250 254V256L249 257H251V256H253L254 255V252L256 253L257 251L256 250H258V247H256V250H255V248H253V247H251V246H249V245H247L246 244V242H244V240L247 238L246 236H248V234L251 232L250 231V228L252 229V226H253ZM13 226V227H14ZM51 226H53V227H51ZM73 226V225H72ZM76 225L74 224V227H75ZM110 226H111V228H110ZM206 226V227H205ZM209 226V227H208ZM258 226H260V224H258ZM261 226H263V225H261ZM261 226L259 227V228H261ZM178 227V228H177ZM185 227H186V229L187 230H185ZM3 228H6V227H4V225H3ZM24 227H22V229H23ZM183 228H184V230H183ZM241 228V227H240ZM259 228H257V229H259ZM6 229H8V228H6ZM13 229V228H12ZM27 229V228H26ZM257 229H255V230H257ZM143 230H145V231H143ZM171 230V229H170ZM262 230V232H264V227H263V229H261ZM260 230V231H261ZM2 232H3V229L1 230ZM5 231V230H4ZM7 231V230H6ZM24 231H26L25 229H24ZM166 231V230H165ZM197 231H199V234L197 233ZM219 231V230H218ZM242 231V232H241ZM249 231V233L246 235V233ZM252 231L254 232V230L252 229ZM260 231H258V232H260ZM1 232V233H2ZM21 232H22V230H21ZM201 232V233H200ZM257 232V231H256ZM258 232H257V234H258ZM7 233H8V231H7ZM10 233V232H9ZM12 233V235H11V238H13V239H15L14 238V234ZM28 233V232H27ZM195 234H198V235H196L195 236ZM218 234V233H217ZM230 234V233H229ZM261 234V233H260ZM4 235V234H3ZM8 235V238H9V241H10V234H6V235H4L5 236V239H6V236ZM76 235V236H75ZM1 236V235H0ZM78 236V237H77ZM152 236V237H151ZM161 236H163L162 234H161ZM194 236V237H193ZM216 236V235H215ZM263 236V235H262ZM262 236H260V237H262ZM30 237H28L27 238V240L29 239V243H31L32 244V242H31V240H30ZM75 237H77L75 240H74V242H75V246L76 247H78L79 245L77 244V242L78 243H80V241L83 243H86L85 245H83L82 243H80V244H82L83 246H79V247H81V248H76L74 245H72L71 244V242L73 241V238H75ZM144 237H148V238H145L144 239ZM196 237V238H195ZM204 237H206V236H204ZM213 237V236H212ZM2 238V241L4 240L3 239V236L1 237ZM0 238V239H1ZM92 238H95V239H92ZM134 238V239H133ZM157 238V237H156ZM155 238V240H157ZM194 238V239H193ZM12 239V242H14V240ZM22 239V240H21ZM79 241H78V240ZM144 239V240H143ZM159 237H158V240H157V244L155 243V245H154V248H156V245H158L159 243H161L160 241H159ZM52 240H50V241H52ZM70 242V244L72 245V247L74 246V248H72L71 246V248L69 247V249L67 248L66 249V247H64V244L66 245L67 244V242ZM72 240V241H71ZM102 240V241H103ZM109 240V241H110ZM139 240V243H141L142 241H140ZM149 240V239H148ZM147 240V241H148ZM154 240V239H153ZM153 240H152V244H154L153 243ZM160 240H162V239H160ZM164 240V239H163ZM179 240H182V241H179ZM188 240H185L186 242H188ZM1 241V240H0ZM2 241H1V243H2ZM19 241V242H20ZM49 241V245H50V242ZM56 241V242H57ZM65 241V242H64ZM77 241V242H76ZM106 241H108V240H106ZM123 241H125V242H123ZM166 241V240H165ZM169 241V242H170ZM198 241H199V239H198ZM262 241H264V240H261V242ZM16 242H18V241H16ZM27 242V241H26ZM55 242V243H56ZM138 243V240L136 241H134V243ZM148 242H150V240L148 241ZM163 242V244H166L164 241H162ZM169 242H167V248L169 247L168 245L170 244ZM173 242V246H178V245H176L175 243ZM186 242H184V244L183 245H186L187 243ZM200 242V241H199ZM9 243V242H8ZM104 243V242H103ZM128 243H126V246L128 245ZM139 243L137 244L138 246H140L139 245ZM142 243H144V242H142ZM151 243V242H150ZM186 243V244H185ZM204 243V244H203ZM3 244V243H2ZM7 244V243H6ZM77 244V245H76ZM91 244V243H90ZM108 245L110 244V243H107ZM146 244V246L148 247V246H150L148 249H150L149 251L151 252V248L153 247V245L152 244H149V245H147V243H145ZM145 244L143 245V244H141L142 246H140V247H146L145 246ZM55 245V244H54ZM118 245V244H117ZM120 245V244H119ZM132 245H133V243H132ZM159 245H161V244H159ZM197 245H199V243H197ZM240 245V247L243 249V250H241L240 251V253L239 254H241V256L243 257V258H241V256L239 257V258H241L242 259V261L241 262H236V260H234V259H232V258H229L228 256L230 255V252L232 251H229V248L231 247H233V246H239ZM43 246V245H42ZM55 246H57L58 247V244L57 245H55ZM67 246V245H66ZM94 246V245H93ZM110 246V245H109ZM112 246V245H111ZM121 246V245H120ZM125 246V245H124ZM122 247V248H125V247ZM137 246V247H138ZM170 246H171V244H170ZM256 246V245H255ZM39 247V246H38ZM68 247V246H67ZM82 247H84V248H82ZM147 247H146V249H147ZM160 247V246H159ZM172 247V246H171ZM171 247H169V248H171ZM179 247H177V248H175V247H172V250L171 249H169V250H171L172 252H174V253H172L171 251L169 252V254H175V250L176 249H178ZM200 247V246H199ZM236 247H235V249H236ZM239 247V249H241ZM13 248H14V246H13ZM36 248V247H35ZM93 248V247H92ZM95 248V247H94ZM98 248V247H97ZM120 249H121V247H119ZM127 248V247H126ZM130 248V247H129ZM135 248H136V246H135ZM157 248H158V246H157ZM157 248H156V250H157ZM166 246L164 245V248H163V246H162V249L163 250H157V252H159V253H161V251H164V252H167L166 251ZM174 248H175V250H174ZM16 249V248H15ZM137 249V248H136ZM159 249V248H158ZM160 249H161V247H160ZM180 249V248H179ZM182 249H180V250H182ZM185 249V248H184ZM200 249H201V247H200ZM232 249H234V248H232ZM17 250V249H16ZM33 250V249H32ZM97 250V249H96ZM99 250V249H98ZM97 250V251H98ZM102 250V249H101ZM106 249H104V251H105ZM110 250H112V249H110ZM138 250V249H137ZM140 250H142L141 248H140ZM156 250H154L153 249V255H155L154 253H156ZM168 250V251H169ZM186 250V249H185ZM185 250H184V252H185ZM10 250H8V252H9ZM45 251H46V249H45ZM53 251H55V249L53 250ZM94 251V250H93ZM139 251V250H138ZM143 251V250H142ZM144 251H145V249H144ZM149 251H146V252H143L144 254L145 253H149V255H150V252ZM155 251V252H154ZM11 252V251H10ZM116 252H118L117 254H121V252H122V250H116ZM116 252H114L115 254H116ZM179 252V251H178ZM183 252V251H182ZM179 253V254H183V253ZM197 252H199V250L197 251ZM259 252H261V251H259ZM259 252H257V254L260 256V254H259ZM87 253H85V254H87ZM92 253V252H91ZM95 253V252H94ZM99 254H100V251L98 252ZM140 253V252H139ZM158 253V254H159ZM163 253V252H162ZM168 253V252H167ZM207 253V254H206ZM157 254V255H158ZM165 254V253H164ZM163 254V255H164ZM178 254V253H177ZM192 254H196L195 252L194 253H192ZM203 253H202V255H204ZM67 255V254H66ZM98 255V254H97ZM148 255V254H147ZM256 255V254H255ZM254 255V256H255ZM143 256V255H142ZM197 256V255H196ZM195 255H193V257H194V259H195V257H196ZM253 256V257H254ZM191 257H192V255H191ZM192 257V258H193ZM187 258V257H186ZM186 258H185V260H186ZM187 259H191V258H187ZM194 259L192 260V262L194 261ZM207 259H205V261L203 262V260H201V259H198L197 261L198 262H200V264H202V263H206V261H207ZM248 259V258H247ZM255 259H257V257L255 258ZM196 260V259H195ZM227 260V261H226ZM182 261H184V260H182ZM188 261V260H187ZM197 261L196 262H194V263H191L190 262V264H196L197 263ZM247 261V260H246ZM245 261V262H246ZM138 262V261H137ZM178 262V261H177ZM186 262V261H185ZM185 262H181V264H185ZM202 262V263H201ZM139 263V262H138ZM209 263V264H210ZM177 264V263H176ZM186 264H188V263H186ZM199 264V263H198ZM206 264H208V262L206 263Z\"/></svg>",
    "mask_w": 264,
    "mask_h": 264
}]
</instances>
